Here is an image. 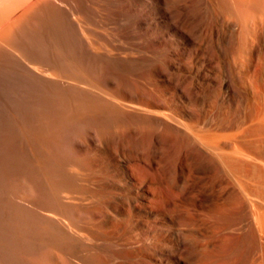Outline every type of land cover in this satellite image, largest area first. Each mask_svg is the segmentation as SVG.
Returning <instances> with one entry per match:
<instances>
[{
	"label": "rangeland",
	"instance_id": "1",
	"mask_svg": "<svg viewBox=\"0 0 264 264\" xmlns=\"http://www.w3.org/2000/svg\"><path fill=\"white\" fill-rule=\"evenodd\" d=\"M224 1L227 2L228 0L227 1L226 0H220V1L219 0H66V1L65 0L64 1L63 0H52L53 4L52 3L51 4L53 7V10H52L51 6H48V8H45L44 10H42L43 12L42 11H40L39 13L36 12V14L32 17L33 20L30 18L31 20L29 19L30 21H27L24 24L25 26L24 25L22 26V29L19 28L20 31L17 29L16 30L17 32L13 33L16 38H17V34L19 33L17 40L12 35L14 38H12L11 41L13 42L16 40V42H13V43L10 42V44L11 43L14 44L13 45L14 47L11 46L10 44L9 45L11 46V48L13 47V49L15 47L18 48V46H19L18 49L15 48V49H17V51L15 50L13 52V50L8 46H7V49H5L8 51V53H7V51L3 52L4 51L3 48L0 49V56L2 55V57H0V60H1L0 66L3 64L0 67V152H2V153L4 152L3 155L6 156V157L2 156L1 155L2 153H0V157H1L0 163L2 164V162H1L2 159H3V163H4V164L0 165V168H1L0 169V177H1L0 180H2V181H0V182H2V183H0V187H1L0 188V195H1V197H3V198L0 197V199H3V200L5 199V201H6V199L9 197L7 199V203H8V201H10L11 199L14 198L15 200H11L12 202L11 201L10 202L13 205L15 204V202H17L16 205L23 207L22 208V210H24L23 214L27 215V218H28V219L25 218V219H27V220H25V223L29 224L28 222H26L29 220V222L32 223L35 227L45 226V225L47 226L49 224L48 221H50V218H47V216L45 218V214H47V213H49V215L52 213H53V215L55 214L56 215L55 217H58L59 222L61 219L65 220V222L63 221V223H65V224H66V222L68 223V221H69V223L66 225H70L71 221L79 222V220L81 221L84 218H85L84 220L86 222H88V223L91 222L90 224L92 225L93 216H91L92 214L89 216V214L92 213V211H96L97 209L103 210V212H104L105 208H104V206L101 205L102 204L101 202H104L103 199L105 200V198L107 199L108 197L109 198H114V197L116 198V195H117L116 191H118V190L113 188L114 185H116L115 182L118 181L117 183H121V184L124 182L120 172L118 171L116 161H118L117 158H119L120 151H127L126 153H129V155L132 157V159L134 161L136 159H142V161L144 160V163H145L144 168L142 167V169H141V166L139 167V165L138 166L135 165L134 171H135L136 176L138 178H142L143 176H144V178H149V176H151V178H149V179L153 182L152 185L156 186L157 189H160L162 186V188L160 190L163 193L167 194V196L172 195V193L175 194L177 192L175 186L171 184L172 179L171 178L168 179L170 176V174L168 172V171H170L169 168L172 167L173 164L174 165L176 164L177 166H179V165H180V167L182 166V168H184V169L190 168L191 170L188 169V171L191 173V175L192 174H193V176L197 175L196 177H200V179H202V180H200L199 178H196V179H199L198 181H196V183H197L196 185L198 188L196 187V185L194 187H192L193 189L191 188V193H193L195 195H199L202 200L205 199L204 201H206V204L211 205L214 202H216V203L219 202V204H221V202H222L223 205L226 203L224 205L225 208H228L229 206H231L232 208L235 207L236 202L231 203V200L233 202V201H235V199L233 200L232 198H234V197L230 194H227V192L230 193V191H228V189L225 188V186H224L225 183H223L222 177H220V176L218 177L217 173H213V171L215 172V170H214L213 166H210L212 164L206 158L204 159V156H202L198 152V151H200L199 148L202 149V147H200V145L198 144L199 143L198 140L196 139L197 142H196V140L194 141L193 137H190V136H192L191 135L192 133L191 134L187 133L188 131H190V129H187V128H189L187 126H188V124L190 125V123H192V124L195 123L196 125H198V124L202 123V121H203V124L205 123L204 124L205 126L203 124H201V125H203L205 128H207L206 126H208L212 122L210 125L211 127L208 126L209 128H212V126H216L217 123H220V121H221V123L223 124L222 126H224V127H222L223 129L221 130L222 131L221 133H223L225 131L223 133V135L225 134V136H224L225 141L223 143H226L225 145L223 144V147H224L223 149L226 148L224 151H230L229 149H232L233 148L232 146H236L237 150H239V151H256L259 153L260 158L264 159V129L262 128L261 123H258L259 119H257L259 116L262 117L264 114L263 113L264 112V95H263L264 94L263 93L264 92V90H263L264 89V86H263L264 85V70H263L264 69L263 68V66H264V25H263L264 17H262L264 15L263 14V12H264V0H253V1L252 0H249V1H247V0H236V1L235 0H233V1L229 0L230 2H227L226 4ZM234 1H235V3H234ZM262 1H263V3H262ZM27 2H28V0H21V4H23V5H26ZM239 2H241V4ZM254 2H255V4H254ZM232 3H233V5H232ZM256 4H257V6H256ZM261 4H262V6H261ZM248 5H253V6L248 7ZM243 6H244V9L242 8ZM238 7H240V8H238ZM250 8L251 9L255 8V9H252V10H254L255 13L253 11H250L249 12L250 15H249L248 11L251 10ZM55 9H57V10H55ZM246 10H248V11H246ZM255 10H259L257 12V14H256ZM244 11H245V13H243ZM260 11L262 12L263 15L261 14ZM252 12H253V14H252ZM49 13H51V14H49ZM52 13H54V14H52ZM62 13L64 14V16H63L64 18L61 16V15H63ZM246 13H247V15H246ZM66 14L68 15V17ZM44 16H46V17L44 18ZM248 16L250 17V19H248ZM36 17L39 19H37ZM55 17H56V20H55ZM69 17L72 19L73 22L71 21V19ZM259 17L263 18V20L261 18L259 19ZM51 18H52V20H51ZM244 18H245V20H248V23H247V21L245 22V23H247V26L244 23V21H245V20H243ZM251 18L253 20H251ZM254 18H256V19H254ZM68 19H70V21L72 23H70V21H68ZM40 20L42 23L39 22ZM64 20H66V21H64ZM34 21L35 22L37 21L36 25H34L35 24ZM52 21L54 22V24ZM261 21H263V22L261 23ZM57 22H59V24ZM65 22L70 23L71 25L70 24L68 25ZM74 22L78 26H76ZM27 23H28V26H27ZM62 23H65V24H62ZM37 24H38V26H37ZM72 24H74V25H72ZM39 25L43 28V30ZM59 25L62 27H60ZM65 25H66V27H65ZM231 25H233V26L231 27ZM70 26H71V28H70ZM252 26H253V28H252ZM37 27L39 28V29H37V30H39V33L36 30ZM52 27L54 29L50 30L49 28H52ZM58 27H59V30L57 33L56 31H57ZM23 28H25V29H23ZM34 28H35V30H34ZM62 28H64V31L62 30ZM73 28H74V30L75 29L76 30L74 31ZM246 28H247V31H246ZM48 29L50 30L52 35ZM82 29H84V30H82ZM65 30H66V32H65ZM42 31L45 34L49 32L48 34L50 36L48 34H47L48 37L45 36V34ZM68 31L70 34L68 33ZM70 31H72V33ZM84 31H86V32H84ZM74 32H76V33H74ZM81 32H83L84 34ZM29 33H31V34H29ZM36 33H37V35H36ZM78 34H80V35H78ZM81 34H83V35H81ZM22 35H24V36L22 37ZM30 35H33V36H30ZM53 35H55V37ZM63 35H64V38H63ZM35 36H37V38ZM77 36L80 37V39ZM85 36H88V39L89 38L90 39L87 40V37H85ZM41 37H42V39H44L45 42L42 41ZM52 37H54V38H52ZM56 37H57V39H56ZM19 38H20V40H19ZM29 38H30V41H29ZM47 38L50 40H48ZM58 39L61 41H59ZM55 40L58 42H56ZM20 41H22V42L24 41L23 43H25L24 44L25 46L32 44V46L29 45L31 48H29V46H26L29 51L26 49V47ZM85 41H87V43H86L87 45L85 44ZM30 42H32V43H30ZM36 42H38L39 44ZM55 42H56V44H55ZM16 43H17V45H16ZM33 43H34V45H33ZM41 43L42 44L46 43L45 49L43 46L44 44L41 45ZM60 43H62V44H60ZM75 43L76 44L81 43V44L80 45L77 44L78 45L77 46ZM50 44H51V46L52 45L53 46L52 47L49 46ZM82 44H84V45H82ZM90 44H91V46H90ZM20 45L22 46V48ZM35 45H37L39 48ZM54 46L56 47V49ZM59 46H60V48H59ZM79 46H81V47L79 48ZM23 47H25V48H23ZM46 47H48V48L46 49ZM62 47L65 48L64 53H63L64 49ZM74 47L77 48V51H76V48H74ZM89 47H92V48H89ZM50 48H52V49H50ZM57 48H59V50ZM2 49H3V51H2ZM22 49H24V50H22ZM32 49H36V50L34 51ZM53 49H54V51H53ZM48 50L50 51V53H45V52L43 53V51L49 52ZM67 50H69L70 53ZM74 50H75V52H74ZM58 51L59 52L62 51V53L61 52L58 53ZM1 52H3L4 54L5 53H7V54L4 55V54H1ZM37 52H39L40 54ZM13 53L15 55L18 54L19 56L17 55L18 57H15V55ZM25 53H27L28 55ZM68 53H69V55H68ZM76 53H77V55H76ZM8 54H11V55L9 56ZM29 54H30V56H29ZM62 54L65 56H63ZM12 55H14V56H12ZM32 55H34L36 57V58L34 57V59H38V60L42 59L41 60L42 62L41 61L40 62L45 64V65H49L47 63L50 60H51L50 65H53L58 61L57 64H55V66L58 65L60 72H59V70L58 71L56 70V72H55L56 74H55L54 72L50 71V73H49L50 76H48V72H47V74L46 73L42 74L36 70L33 71V68L30 72L29 71V68H30L29 62H30L31 58H33ZM5 56L8 58L5 59ZM40 56H43L46 58H43V57L40 58ZM73 56H74V58H73ZM10 57H11V59H10ZM12 58L17 59V62L14 61V59H12ZM26 58L28 59L29 62L27 61ZM47 58H49L48 61L46 60ZM9 59L11 60V64H10ZM23 59H25V60H23ZM54 59L55 60L57 59V60L55 61ZM66 59H69V60H66ZM5 60H6V62H4ZM26 61H27V64L25 66L24 64L26 63ZM68 61H71V63ZM75 61L77 62L76 65H75ZM78 61L81 64L80 63L78 64ZM3 62L5 63V65ZM60 62H61V64H59ZM72 62H74V63H72ZM15 63H17V64L15 65ZM18 63H20V64H18ZM64 63H65V65L74 66V67L69 66L71 68L70 71L72 70L71 72H73V73H71V72L68 73L69 70L66 69L67 66L63 65ZM241 63H243L244 65ZM27 65L29 68L27 67ZM61 65H63V67H65V69L62 70L63 67ZM240 65H241L242 69H241ZM59 66H61L62 68H60ZM261 66L263 68L262 69L263 74L261 72L262 70L261 69L259 70V68H261ZM4 68H5V70H4ZM25 69H27V71ZM77 69H78V71H77ZM85 69H86V71L88 70L87 71L88 74L85 72ZM252 69H253V71H252ZM65 70H67L68 72H66ZM75 70L77 71L76 73H75ZM258 70L261 73H259ZM19 71L20 72L22 71V72L20 73ZM255 71H256V73H255ZM29 72L31 74H29ZM91 72L92 73L94 72V73L92 74ZM252 72L254 74H258V73L260 74V75L258 74L259 76L257 75L258 77L256 75L255 76H256L257 80L259 79V81L262 82V84H259L260 82L259 81L257 82V80H256V82L254 81L255 83L253 82V84L257 83L258 84V85L256 84L257 88H258V86L261 87L260 85H262L263 89L260 90V88H259V91H257L258 89L254 88V86L252 84V86H253L252 89L254 91L256 89L257 92H254V91L251 92L252 89L250 90V88H249V87H251L249 85H251L252 82L250 83L248 78H251L250 76L252 75V78L254 79V77H253L254 75ZM18 73H20V74H18ZM27 73H28V76H27ZM89 73H90V75H89ZM111 73H113V74H111ZM249 73H252V74L250 75ZM5 75L7 77H5ZM12 75H13V78H12ZM24 75H25V77H24ZM32 75H36V76H34V78L32 79V77H33ZM79 75H82V76H79ZM83 75L85 78L83 77ZM103 75H104L105 79L103 78ZM44 76L47 78H44ZM72 76H75V77H72ZM76 76H77V78H76ZM16 77H18V79ZM36 77H38V78H36ZM49 77H51V83L49 82V79H50ZM55 77H58V78H55ZM91 77H93L96 80L92 79ZM95 77H99L100 79L95 78ZM15 78H16V80H14ZM69 78H71V79L75 78L74 79L75 81L71 80ZM80 78L82 81H80ZM252 78L250 80L253 81ZM39 79L43 84L39 81ZM46 79H48V81ZM53 79H54L56 84H53ZM83 79H84V82L87 83V81H88V83L87 84L84 83ZM243 79H244V81H243ZM26 80L28 83L26 82ZM29 80L31 83L29 82ZM42 80L43 81L45 80V82H43ZM89 80H91V84H90ZM102 80H104V81H102ZM93 81H95L98 84V86ZM98 81L100 83H98ZM247 81H249V82H247ZM242 82H244V85ZM23 83H24V85H23ZM34 83H35V85H34ZM44 83L47 84L46 87H45ZM41 84L44 86H42ZM58 84H60L61 87ZM85 84L87 86H88V84H90V85L88 87L87 86L85 87L84 86ZM241 84H242V86H241ZM39 86H41V87H39ZM56 86H58L60 89ZM6 87H9V88H6ZM94 87L96 88V90L94 89ZM229 87H231V88H229ZM2 88H4V89H2ZM68 88L70 89V91L68 90ZM232 88L234 89V92L231 91V90H233ZM56 89H58V90H56ZM80 89L82 91L85 90L83 93H85L86 95L83 94ZM88 89H89V91H88ZM228 89H229V91H227ZM240 89H241V91H240ZM55 90L57 93L55 92ZM62 90H64V91H62ZM66 90H67V92H66ZM79 90H80V92H78ZM100 90H101V92H100ZM243 90H245V91L243 92ZM60 91H62V92H60ZM261 91H263V92H261ZM69 92H70V95L67 94ZM76 92L78 93V95H76L77 94ZM97 92H99L98 94L101 97V99L99 96H96ZM58 93H61V94L64 93V94H63V96L59 94L60 97H58L59 96ZM81 93H82V95H80ZM103 93H104V95H103ZM253 93H256V94H254L255 96L252 95ZM257 93L259 95V98H257L258 100L255 98V97H257ZM260 93H263V94L261 95ZM93 94H95V95H93ZM110 94L112 96H115L116 98L115 97H113L114 99L111 98L112 96ZM56 95L58 98L56 97ZM72 96H74V98ZM226 96L228 99L225 98ZM244 96H246V98ZM252 96H254L253 98H254V100H256V102L252 101L253 100ZM90 97H91V99H90ZM93 97L95 99H93ZM96 97L98 98L97 101H96ZM53 98L57 102L54 101ZM80 98H81L82 102L81 101L76 102V101L80 100ZM83 98H85V99H83ZM49 99L51 100L50 102H49ZM69 99H71V100H69ZM92 99L95 100L97 102V104L95 101H92ZM111 99L114 101V103L116 105L112 102ZM84 100H85V102H84ZM102 100L104 101L103 103H102ZM60 101H61V103H60ZM67 101H69V102H67ZM71 101L73 103L76 102L77 104L80 103V105L82 103L83 104L81 106L80 105L78 106L76 103H74V105L76 104L74 106V105H71L72 104ZM66 102L69 104H65ZM89 102H91V103H89ZM94 102H95L96 107H95V105H93ZM106 102H108L109 105L106 104ZM55 103L56 104L58 103L57 105H60V106L62 105L61 108L58 107ZM87 103H89L90 106ZM111 103H113V105H110ZM118 103L120 105V108H119ZM121 103H123V106L121 105ZM131 103H132V105L134 103V105L138 106V107L142 106L141 110H139V114L141 116H145V117L148 116L146 119L147 121L143 120V122H142V120L139 121L140 117L139 118L135 117V115H136L135 111L132 112L133 110H130V108L128 107V104H131ZM141 103H142V105H140ZM64 104H65V106L70 105L71 108L69 106L65 107ZM84 104H85V106H84ZM217 104L219 107L217 106ZM99 105L101 106L102 109H104L103 110L104 113L97 112V110H99L98 108H100ZM83 106H84V108H83ZM74 107H79L81 109L74 108ZM92 107L97 108V109H95L96 111ZM108 107H110V108H108ZM111 107H112V109L116 108V110L118 108L117 111L118 112L120 111L122 114L124 111L127 110L128 112H124L126 115L124 114L125 117L122 118L123 119L122 122H126L125 120L128 121V119H129V121L126 123H122L121 121H118L119 123H122L124 125H122V124L120 125L119 123L117 124V121L116 122L114 121L115 123L112 121V123L110 122L112 127L110 126V124H108V126H107V124H105L106 128L104 125H103L104 126L103 127L101 124H99V126H98V124H96V123H98L97 121H100L99 116H102V118H104L105 114L108 113V111H110ZM123 107H125L126 109ZM143 107H146V108H143ZM57 108H59V109H57ZM73 108L76 110H74ZM85 108H88V109H85ZM90 108H91V110H90ZM218 108H220V109H218ZM84 109H85V111H83ZM102 109H100V111H102ZM142 109L143 110L145 109L146 112H145V110L143 112ZM261 109H262V111H260ZM46 110H48V111H46ZM68 110H70V111H68ZM72 110L74 112H72ZM167 110H168V112H167ZM204 110H205V112H204ZM75 111L76 112L78 111V113H75ZM169 111L172 112L173 114L170 113ZM50 112H52V113H50ZM64 112H66V113L64 114ZM68 112L72 113L71 114L72 116H70V114L67 115ZM86 112L90 115V117H88L89 115L87 116V119L92 118L91 121L88 122L89 125H88V123L81 122L82 124H80V122H79V124H78L79 128L77 127L76 124L75 125L77 128L73 125L66 127L65 122L68 121L69 118H71V121H73L72 119L77 118L78 115H79V117H81L82 113H83L82 116H84V114ZM94 112L96 114H98V116H97L98 119L96 118L94 120V118L96 117V116H94V115H96ZM209 112L212 113L213 115L212 114L209 115L210 114ZM99 113H101V114H99ZM260 113H262V114L260 115ZM60 114H62V115L64 114V117L62 115L60 116ZM128 114H129V116H128ZM144 114H146L147 116ZM159 114H160V116H159ZM248 114L250 116L252 115V118H249L250 116ZM75 115H77V116H75ZM132 115L135 118L132 117ZM153 115H154V117H152V119H151L150 117ZM255 115H256V117H255ZM57 116H59L60 118H63V119H59V117H57ZM73 116H74V118H73ZM121 116H123V115H120L119 117L121 118ZM126 116H128V117L131 116L130 117L131 119L126 117ZM155 116L157 117V119ZM167 116L168 117L170 116V118H167ZM214 116H216V117H214ZM217 116H219V118ZM65 117H67L68 119ZM205 117H207V118H205ZM124 118H126V119H124ZM176 118H177V120H176ZM221 118H223V119L220 120ZM253 118H256V121ZM43 119H45V120H43ZM52 119H55L54 120L55 122H53ZM90 119H88V120H90ZM132 119H133V121H132ZM158 119H160V120H158ZM164 119L167 121V123L165 122ZM178 119H179V121H178ZM103 120L102 121L104 123H107L105 118ZM150 120L153 123H151ZM154 120H156V122ZM172 120H176V122L180 123L179 126H181V125L182 126L179 127V126L175 125L174 123L171 122ZM75 121L76 120H74V122ZM131 121L134 123H132ZM138 121L141 123V125ZM189 121H192V122H189ZM41 122H43V123H41ZM103 122H101V123H103ZM159 122H161V123H159ZM142 123L143 124L145 123V124L143 125ZM156 123H157V125L154 126ZM257 123L260 124L261 126L259 127V125ZM60 124H62V125H60ZM86 124H87V126H86ZM90 124H92L93 127ZM147 124H148V127H147ZM150 124H152V125H150ZM158 124H161V125L158 126ZM206 124H208V125H206ZM113 125H114V127H113ZM185 125H186V128L184 129ZM201 125H199V126H201ZM234 125H236V127ZM255 125L257 126V129H256ZM63 126H64V128H62ZM80 126L81 127L83 126V127L81 128ZM170 126H174V127H170ZM47 127H48V129H47ZM50 127H52V128H50ZM69 127L71 128V130ZM97 127L100 129H98ZM107 127H108V130H107ZM109 127L113 128V129H109ZM168 127H170V128L167 129ZM181 128H182V130H181ZM51 129H52V131H50ZM53 129L54 130L56 129L55 132L53 131ZM67 129L69 131H66ZM74 129L75 130L78 129V130L75 131ZM97 129L99 130V132H97V131L95 132V130H97ZM102 129H104V130H102ZM172 129H174L176 131H174ZM226 129H229V130H226ZM39 130H40V132H39ZM178 130H179L180 134H179V132H177ZM62 131L64 132L63 135H62V133H63ZM183 132L186 133L187 136H185L186 134H184ZM190 132H192V131H190ZM48 133L51 135L49 136ZM58 135H60V136H58ZM61 135H62V137H61ZM188 136H189V138H188ZM45 138H47V140ZM48 138H50V139L48 140ZM51 138H52V140H51ZM56 139L58 140V142ZM190 139L193 140L194 142H191ZM43 140H45V141H43ZM60 140L62 142L59 144ZM54 141H55V144L52 143ZM28 142H29V144H28ZM33 142H34V145H33ZM119 142H121L122 145H120ZM49 143L51 146L53 144V146L51 147L50 145H48ZM62 143L66 144V145L62 146L63 145ZM76 143H79V147H78V145H76ZM21 144L23 145V147ZM56 144H58V145H56ZM40 145H42V146L44 145V147H42V146L40 147ZM193 145H197V146L193 147ZM228 145L230 146V148ZM54 146L57 148V151L58 150L66 151L68 149L67 151H69V154H70L69 159L70 160L73 159V161L76 159L75 160L76 162L75 161L73 162L74 166H75V164H78L80 159L77 160V158L78 157L81 158L82 154H83V156H84V154L86 155L85 158L86 157L89 158V163H90L89 166L90 167H88L87 169H83V172H82V169L79 167L80 165H76V167H74L70 164V166L67 169L66 168L63 169L66 171L64 172L62 170L63 173H61V175H63V176L69 175L70 180H72L73 179L72 176H74L76 185H79V183H80V186H78V191L80 190V192L77 193L79 195H77L75 192V190L77 188L74 190L75 194L74 193L71 194V200L72 199L74 200L76 198L75 199L76 202H74V203L77 204V201L79 203V205L77 204L78 207H76L77 210L75 212H74L75 205H74V203H72L73 206H71V208L74 207V208H72L74 210L72 212V209H71V212H72L71 214H69V213L67 214L66 212H64V209L61 207L62 206L61 203L57 202L58 201L57 196L60 194L62 195L64 193H58L57 192V195H56L54 193L55 190L49 189V192L51 191V195L48 194V195H50V196H48V195H43V192H42L45 189H47L46 188L47 184L44 181L46 180V182L49 183L48 175L50 173V171H49L50 168L46 167V165L49 164V162H48L49 158L46 160V157L47 156L51 157V155L53 154L54 149H55ZM49 147H51V148H49ZM45 150L48 154L45 152ZM8 151H11V152L13 151V152L10 153ZM15 151H18L19 154L16 153ZM20 151L24 152V153H21ZM29 151H30V153H29ZM31 151H34V153L32 152L33 153L32 154ZM55 151H56V149H55ZM79 151H82L81 156H80ZM83 151L84 152L86 151V153H84ZM112 151H115V152L113 153ZM165 151H167V152H165ZM171 151L173 152V154L175 153L173 155L174 158H172L173 156H172ZM201 151H203V150H201ZM155 152H157L158 154ZM41 153H43V154H41ZM10 154H11V156H10ZM69 154L67 156H69ZM73 154H75V155H73ZM40 155H42L44 157H42ZM89 155L91 156V158ZM168 155H169V157H168ZM75 156H76V158H75ZM201 156H202V158H201ZM7 157H10V158H7ZM12 157H14L13 159L15 161L13 159L11 160ZM32 157H34L33 158L34 160L32 159ZM166 157H167V159H165ZM17 158H18V160H17ZM39 158L41 159V161ZM5 159L6 160L9 159L12 162H10L9 160L4 161ZM29 159H31V160H29ZM155 159H156L157 163L154 161ZM35 160L37 162H39L38 163L39 165L37 164V162H34ZM70 160H69V163H71ZM173 160H175V161H173ZM206 160L208 163H206ZM19 161H21V162H19ZM24 161H26V162H24ZM31 161H32L33 165L31 164ZM45 161H47L48 164H46L47 162H45ZM171 161H173V164H170ZM22 162H24V164ZM14 164H16L17 166L16 165L13 166ZM28 164H31V165L27 166ZM165 164H167V165L165 166ZM19 165H21V166L19 167ZM37 165H38V168H37ZM168 165H171V166H168ZM208 165H209V167H208ZM23 166H25V167L23 168ZM13 167H15L16 170ZM18 167H19V169H17ZM45 167H46V171L44 170ZM72 167L76 168V170L75 169L73 170ZM77 167H79V168H77ZM5 168L6 169L8 168V171H5L6 170ZM20 168L22 170L24 169L25 173L23 171L21 172ZM69 168L70 169L72 168L71 172L75 171V173H71L70 171H68V170H70ZM35 169H36V171H35ZM89 169L90 170L92 169V170L90 171ZM144 169H146V170L144 171ZM167 169H168V171H167L168 173H166ZM187 169H185V171H187ZM84 170L86 172H84ZM3 171H5V173ZM30 171L31 172L33 171L34 174L33 173L29 174L28 172H30ZM38 171H40L41 173H39ZM98 171L100 174L98 173ZM155 171H156V174H158V175H156L155 173H154L155 175L152 174ZM1 172H3L4 175ZM45 172H47L48 175ZM105 172H107V173H105ZM23 173L25 175H23ZM58 174L55 173L57 178H53L54 181H56V180L58 181V180H60V178H62V177H60L59 172H58ZM137 174L138 175L142 174V175L138 176ZM208 174H210V177ZM213 174H214V177H212ZM27 175H29V176H27ZM43 175H45V176H43ZM81 175H82V177L84 176L82 179L80 178ZM103 175H104V177H102ZM4 176H6V178ZM10 176H12V179L10 178ZM46 176H47V178H46ZM85 176L86 177L88 176V177L85 178ZM204 176H205V178H204ZM2 177H4L5 179ZM8 177L11 180L8 179ZM25 177H28V178H25ZM31 177L32 178L34 177L37 181H35L33 178V180L35 181V182H33ZM38 177H40L41 179ZM53 177H54V175H53ZM96 178H97L98 183L95 182ZM6 179L10 180V181H7ZM30 179H31V181H30ZM74 179H73V181H74ZM78 179L79 180L81 179L80 180L81 182ZM103 179H105L104 180L105 182L103 181ZM3 180L5 182H3ZM24 180H26V181L24 182ZM89 180H90V182H89ZM155 180L156 181L158 180V181L156 182ZM76 181H78V182H76ZM99 181H101V182H99ZM36 182H38V183H36ZM85 182H87V183H85ZM167 182H170V183H167ZM25 183H27V184H25ZM28 183H29V185H31V187L28 186ZM31 183L34 185H32ZM41 183H42V185H40ZM95 183H97V184L95 185ZM156 183H158V185H160V186H158ZM5 184H6V187H8V189L5 187ZM44 184H46V185H44ZM97 185H100V186H97ZM105 185L107 186V188ZM35 186L36 187L37 186L38 187L43 186L42 188L44 190L41 188L39 189L38 187H37V189H39L40 191L34 190ZM86 186L88 187L89 190L92 189V191L87 190ZM164 186L165 187L167 186L169 188H167V187L165 188ZM9 187H13L15 192L13 191L12 188L10 189ZM32 187L34 188L33 190H32ZM80 187H82V188H80ZM84 187H86V188H84ZM96 187H97V189H96ZM194 188H196V189H194ZM170 189H171V191H170ZM11 190H12V194H11ZM99 190H100V192H99ZM45 191H48V189ZM85 191H87V192H85ZM109 191H111V192H109ZM39 192H41L42 195ZM92 192L94 195L92 194ZM169 192H171V193H169ZM23 193H25V194H23ZM36 193H38L39 195ZM87 193H89V195ZM202 193H204V194H202ZM6 194L8 195V197L6 196ZM53 194H54V196L56 195L57 200L55 199V197L52 198ZM98 194L102 195V196H99ZM132 194L133 193H131V195ZM193 194H191V196ZM16 195L17 196L19 195L18 196L19 198ZM32 195L35 198H32L33 197ZM81 195H82L83 199L79 198V197H81ZM113 195H114V197H113ZM41 196H43V197L41 198ZM46 196H48V197H46ZM63 196H62V198L64 199L65 196L64 197ZM74 196H75V198H74ZM38 197L41 199V201H40V199H38ZM49 197H50V199H53L54 201L50 200ZM58 197H59V199L61 198L60 196H58ZM84 197H87V198L85 199ZM25 198H26V200H25ZM36 198H37V200H36ZM45 198H46V200H45ZM93 198H96V199L93 200ZM222 198H223V201H222ZM225 198H226L227 202H225L226 201V200H224ZM28 199H30V200H28ZM127 199H128V197L125 200L127 201ZM19 200H21V202ZM23 200H25V201H23ZM73 200H72V202H73ZM31 201L32 202L36 201V202L35 203L33 202L34 203L33 204ZM39 201L42 202V204ZM82 201H83V203H82ZM44 202H45V204H44ZM91 202H93V203H91ZM128 202H129V199H128ZM229 202H230V204H229ZM46 203H48V204H46ZM184 203H186V204H184ZM184 203H182V204H184V206L182 205L183 206L182 208L186 207V209H184V212H182L183 210L181 211V209H180V211L177 212V214L175 213L173 215L179 221L181 220L182 222L185 223L187 220L186 221L182 220L183 217L180 215H183V214H181V212L185 213V211H186L189 215H191V213L193 215V211H192V207L189 206L191 203L190 199H189V201L184 202ZM53 204H54L55 208H54V206L52 207ZM89 204H92V205L89 206ZM93 204H95V205H93ZM98 204H100V206ZM24 205H25V208H24ZM41 205H43V206H41ZM8 206L10 208V205H8ZM8 206L7 205L3 206L4 209L2 211L0 210L1 211L0 212V226H1L0 227V234L3 232V231L1 232V230H4L6 232V230L8 229L7 231H10V232L13 231V232L9 233L11 236H13L12 234L15 232V230L13 229L14 228L13 226H15V225H11V223L13 224L14 220L11 222L13 217H12V219H8V218H11L13 210H12V208L10 210H8ZM29 206H30V208H29ZM47 206H50L49 207L50 210ZM86 206L89 207V210H87L88 207H86ZM92 206H94V207H92ZM98 206H99V208H98ZM41 207H43L44 209H40ZM90 207L94 210L91 209V211H90ZM102 207H103V209H102ZM125 207L128 208V205L126 204ZM31 208H32V210H30ZM46 208H48V209H46ZM81 208H82V210H81ZM59 209H61V210H59ZM37 210H38V212H37ZM48 210H49V212H48ZM57 210L59 213H57ZM55 211H56V213H55ZM9 212L11 213V215L8 214ZM36 212H37V214H36ZM63 212L67 215V217H65L66 215ZM5 213H7V214H5ZM33 213L35 215H33ZM82 213H84V215L86 217L87 216L88 217L87 218L84 217L83 219H81L84 216V215L81 216ZM41 214H42V216L43 215L44 216L42 217ZM79 214H81V215H79ZM86 214H88V215H86ZM6 215H9L10 217L9 216L7 217ZM53 215H50V216H53ZM68 215H69V217H68ZM30 216H32V217L30 218ZM32 218H34V219H32ZM39 218L41 219V222L43 223V225H41L42 223L40 224ZM52 219L50 221L51 226L54 225L53 224L54 219L53 220ZM69 219H71V221ZM42 220L47 222V223L43 222ZM62 220H61V222H62ZM33 221L37 224L35 225V223ZM54 222L56 224L58 221L57 222L54 221ZM187 222L189 223V221H187ZM3 225L7 226V227H5L6 229L3 228ZM10 225L12 226V228ZM56 226H57V224H56ZM183 226L184 225H182V227ZM187 226H189V227H187ZM26 227L24 225V228H26ZM190 227H191V225L187 224L183 228L184 232L187 234H189V232L192 233ZM53 228H55V225ZM56 228H58V226ZM187 229H188V231H187ZM5 232L2 233L1 235L4 236L7 234V236H8V233L7 232L5 233ZM11 236H9L8 239L6 238L5 242L7 243L8 248L10 246L9 249L12 251H10V250L7 251L8 248L6 246H3V244H4L3 242L5 240L4 237L0 239V241L3 239V242L1 241L3 244H0V248L2 246V248L5 249L6 253L11 252V253H7L6 255H3V254L0 255V256H2V258H0V260H1L0 264H18V263L19 264H26L25 262H27V264L29 262H30L29 264H34L35 263L34 259L35 260L37 259L36 264H42V262L44 261L43 257L49 251V250L46 252L43 251L46 249L45 245L41 246L42 244L39 245L37 243H34L33 247H32L33 249L31 250V252L34 249L36 250V252L34 251L31 254V252L29 251L30 253H27V252L24 253L23 252L24 253L23 254L21 252V254H19L20 252H15L14 249L11 248L12 246L14 247V245L10 244V243L14 244L13 240L11 242V238H10ZM7 240H8V242H7ZM9 240H10V242H9ZM6 243H5V245H6ZM8 244H10V245H8ZM36 244L38 246L37 248L35 247ZM43 247L45 249H43ZM38 248H40V249L38 250ZM41 248L43 250H41ZM2 253H5V252H2ZM35 253H37L38 258H36L37 256H35L36 255ZM43 253H45V255ZM53 253H54L53 256L55 254H57L56 257L54 256L55 260L58 259L59 257L63 256V255L59 256L60 253H57V252H53ZM29 255H31L33 258L34 257L35 258L33 259L30 256L29 258L30 259L32 258V259L29 260V258L26 257ZM22 256H24V257H22ZM8 257H10V259ZM20 257H22V258H20ZM63 258H64V256L62 258H59V259H63ZM4 259H5V261H4ZM15 259H16V262H15ZM22 259H25V260H22ZM59 259L56 261L61 264L63 261L60 262ZM10 260L12 261V263L10 262ZM27 260H29V262ZM32 260H33V262L31 263ZM38 261H40V262H38Z\"/></svg>",
	"mask_w": 264,
	"mask_h": 264
},
{
	"label": "bare ground",
	"instance_id": "2",
	"mask_svg": "<svg viewBox=\"0 0 264 264\" xmlns=\"http://www.w3.org/2000/svg\"><path fill=\"white\" fill-rule=\"evenodd\" d=\"M64 1V0H63ZM66 1V0H65ZM220 1V0H219ZM227 1V0H226ZM233 1V0H232ZM236 1V0H235ZM235 1H234V3H235ZM247 1H249V0H247ZM246 1V2H247ZM253 1V0H252ZM218 2V1H217ZM225 2V1H224ZM227 2H230L229 0L227 1ZM227 2H225V4L227 3ZM52 0H28V2H27V4L26 5H23V4H21V0H0V49L1 48H3L4 49V51H3V49H2V51L3 52H6L7 50H5V49H7V46L8 47H10L11 48V46H13L14 44H12L13 42H16V40L18 39V34H17V38L14 36V34L13 33H16L17 31V29L19 30V28H21L22 29V26L27 22V21H30L31 19L33 20V16L36 14V12H40V11H42V10H44L45 8H48V6H51L52 7ZM60 3V2H59ZM63 3V2H62ZM240 4H241V2H239ZM252 3V2H251ZM257 3V2H256ZM262 3H263V1H262ZM61 4V3H60ZM254 4H255V2H254ZM232 5H233V3H232ZM245 5V4H244ZM54 6V5H53ZM241 6V5H240ZM249 6H253V5H248V7ZM256 6H257V4H256ZM261 6H262V4H261ZM50 7V8H51ZM57 7V6H56ZM55 7V8H56ZM237 8V7H236ZM238 8H240V7H238ZM243 9H244V6L242 7ZM256 8V7H255ZM255 8H252V9H255ZM262 8V7H261ZM251 9V8H250ZM246 10V11H248V14H249V12L250 11H253L254 12V10ZM258 9V8H257ZM50 10V9H49ZM52 10H53V7H52ZM55 10H57V9H55ZM242 10V9H241ZM260 10V9H259ZM259 10H255L256 11V14H257V12L259 11ZM263 10V9H262ZM243 11V10H242ZM43 12V11H42ZM69 12V11H68ZM253 12H252V14H253ZM261 12V11H260ZM37 13V14H38ZM48 13V12H47ZM55 13V12H54ZM54 13H52V14H54ZM65 13V12H64ZM243 13H245V11L243 12ZM255 13V12H254ZM43 14V13H42ZM49 14H51V13H49ZM63 14V13H62ZM259 14V13H258ZM261 14H262V12H261ZM263 14H264V12H263ZM262 14V15H263ZM40 15V14H39ZM38 15V16H39ZM57 15V14H56ZM67 15V14H66ZM245 15V14H244ZM246 15H247V13H246ZM245 15V16H246ZM250 15V14H249ZM37 16V17H38ZM53 16V15H52ZM62 17L64 16V14L63 15H61ZM60 16V17H61ZM244 16V17H245ZM253 16V15H252ZM258 16V15H257ZM260 16V15H259ZM36 17V18H37ZM46 16H44V18H45ZM67 17H68V15H67ZM254 17V16H253ZM262 17H264V15L262 16ZM31 18V19H30ZM35 18V17H34ZM64 18V17H63ZM66 18V17H65ZM70 18V17H69ZM261 17H259V19H260ZM30 19V20H29ZM37 19H39V18H37ZM48 19V18H47ZM58 19V18H57ZM62 19V18H61ZM71 19V18H70ZM70 19H68V21H70ZM248 19H250V17L248 16ZM254 19H256V18H254ZM262 20H263V18H261ZM44 20V19H43ZM51 20H52V18H51ZM55 20H56V17H55ZM54 20V21H55ZM243 20H245V18L243 19ZM251 20H253L252 18H251ZM38 21V20H37ZM36 21V22H37ZM64 21H66V20H64ZM71 21H72V19H71ZM70 21V23H72ZM247 21V23H248V20H245L244 21V23ZM35 22V21H34ZM36 22H35V24L34 25H36ZM39 22H41V20L39 21ZM53 22V21H52ZM63 22V21H62ZM76 22V21H75ZM74 22V23H75ZM260 22V21H259ZM263 21H261V23H262ZM29 23V22H28ZM28 23H27V26H28ZM33 23V22H32ZM42 23V22H41ZM48 23V22H47ZM58 24H59V22H57ZM61 23V22H60ZM66 23V22H65ZM65 23H62V24H65ZM70 23H66V24H70ZM247 23H245L246 24V26H247ZM253 23V22H252ZM49 24V23H48ZM47 24V25H48ZM53 24H54V22H53ZM56 24V23H55ZM61 24V25H62ZM236 24V23H235ZM234 24V25H235ZM32 25V24H31ZM51 25V24H50ZM49 25V26H50ZM57 25V24H56ZM71 25V24H70ZM72 25H74V24H72ZM75 25H76V23H75ZM253 25V24H252ZM263 25H264V23H263ZM25 26V25H24ZM37 26H38V24H37ZM40 26V25H39ZM60 26V25H59ZM63 26V25H62ZM62 26H60V27H62ZM76 26H78V25H76ZM233 25H231V27H232ZM41 27V26H40ZM54 27V26H53ZM49 28L50 30L51 29H54V28ZM65 27H66V25H65ZM69 27V26H68ZM67 27V28H68ZM80 27V26H79ZM28 28V27H27ZM26 28V29H27ZM33 28V27H32ZM42 28V27H41ZM40 28V29H41ZM70 28H71V26H70ZM75 28V27H74ZM74 28H73V30H74ZM77 28V27H76ZM252 28H253V26H252ZM23 29H25V28H23ZM37 29H39L38 27L36 28V30ZM47 29V28H46ZM45 29V30H46ZM48 29V30H49ZM56 29V28H55ZM32 30V29H31ZM34 30H35V28H34ZM42 30H43V28H42ZM44 30V31H45ZM47 30V31H48ZM50 30H49V32H50ZM58 30H59V27H58V29H57V33H58ZM61 30V29H60ZM62 30L64 31V28H62ZM61 30V31H62ZM68 30V29H67ZM70 30V29H69ZM76 30V29H75ZM74 30V31H75ZM81 30V29H80ZM79 30V31H80ZM82 30H84V29H82ZM20 31V30H19ZM18 31V32H19ZM38 31V33H39V30H37ZM78 31V30H77ZM246 31H247V28H246ZM30 32V31H29ZM34 32V31H33ZM32 32V33H33ZM43 32V31H42ZM48 32V33H49ZM65 32H66V30H65ZM71 33H72V31H70ZM84 32H86V31H84ZM44 33V32H43ZM48 33H44L45 34V36H47V34ZM51 33V32H50ZM63 33V32H62ZM68 33H69V31H68ZM67 33V34H68ZM74 33H76V32H74ZM78 33V32H77ZM81 33H83V32H81ZM249 33V32H248ZM29 34H31V33H29ZM70 34V33H69ZM84 34V33H83ZM83 34H81V35H83ZM16 38V40L15 41H11L12 40V38H14L13 36ZM36 35H37V33H36ZM49 35V34H48ZM51 35H52V33H51ZM57 35V34H56ZM73 35V34H72ZM76 35V34H75ZM78 35H80V34H78ZM249 35V34H248ZM12 36V37H11ZM20 36V35H19ZM24 35H22V37H23ZM30 36H33V35H30ZM50 36V35H49ZM54 37H55V35H53ZM74 36V35H73ZM29 37V36H28ZM36 38H37V36H35ZM48 37V36H47ZM54 37H52V38H54ZM78 37V36H77ZM76 37V38H77ZM85 37H87V40H89L88 39V36H85ZM250 37V36H249ZM27 38V37H26ZM39 38V37H38ZM51 38V39H52ZM63 38H64V35H63ZM62 38V39H63ZM74 38V37H73ZM79 39H80V37H78ZM23 39V38H22ZM32 39V38H31ZM35 39V38H34ZM41 39H42V37H41ZM48 39V38H47ZM56 39H57V37H56ZM78 39V40H79ZM19 40H20V38H19ZM18 40V41H19ZM27 40V39H26ZM36 40V39H35ZM38 40V39H37ZM48 40H50V39H48ZM59 40V39H58ZM84 40V39H83ZM86 40V39H85ZM17 41V42H18ZM28 41V40H27ZM29 41H30V38H29ZM32 41V40H31ZM42 41H44V39H42ZM47 41V40H46ZM56 41V40H55ZM59 41H61V40H59ZM10 42H12L11 44H10ZM20 42H22V41H20ZM24 42V41H23ZM22 42V44L24 45L25 43H23ZM26 42V41H25ZM33 42V41H32ZM32 42H30V43H32ZM40 42V41H39ZM45 42V41H44ZM50 42V41H49ZM56 42H58V41H56ZM56 42H55V44H56ZM63 42V41H62ZM72 42V41H71ZM75 42V41H74ZM78 42V41H77ZM90 42V41H89ZM35 43V42H34ZM34 43H33V45H34ZM36 43H38V42H36ZM48 43V42H47ZM54 43V42H53ZM87 43V41H85V44ZM11 46H10V45ZM39 44V43H38ZM44 44V43H43ZM42 43H41V45H43ZM46 44V43H45ZM45 44L43 45L44 46V49H45ZM49 44V43H48ZM52 44V43H51ZM51 44L49 45V46H51ZM59 44V43H58ZM60 44H62V43H60ZM65 44V43H64ZM63 44V45H64ZM76 44V43H75ZM78 45H80L79 43H77ZM76 44V45H77ZM89 44V43H88ZM92 44V43H91ZM91 44H90V46H91ZM16 45H17V43H16ZM29 45H31L32 46V44H29ZM29 45H26V46H29ZM66 45V44H65ZM77 45V46H78ZM82 45H84V44H82ZM87 45V44H86ZM21 46V45H20ZM25 46V45H24ZM25 46V47H26ZM35 46H37V45H35ZM42 46V47H43ZM47 46V45H46ZM53 46V45H52ZM51 46V47H52ZM58 46V45H57ZM62 46V45H61ZM74 46V45H73ZM89 46V45H88ZM6 47V48H5ZM14 47V46H13ZM13 47L11 48L12 50H13V52L16 50L17 51V49L19 48V46H18V48L17 47H15V48H17V49H13ZM25 47H23V48H25ZM34 47V46H33ZM38 47V46H37ZM36 47V48H37ZM41 47V48H42ZM55 47V46H54ZM64 47V46H63ZM62 47V48H63ZM66 47V46H65ZM81 46H79V48H80ZM94 47V46H93ZM21 48H22V46H21ZM29 48H31L30 46H29ZM35 48V47H34ZM39 48V47H38ZM37 48V49H38ZM48 47H46V49H47ZM59 48H60V46H59ZM59 48H57L58 50H59ZM72 48V47H71ZM74 48H76V47H74ZM89 48H92V47H89ZM88 48V49H89ZM10 49V50H11ZM26 49H27V47H26ZM50 49H52V48H50ZM55 49H56V47H55ZM64 49V51H63V53L65 52V48H63ZM62 49V50H63ZM67 49V48H66ZM9 50V49H8ZM22 50H24V49H22ZM28 50V49H27ZM31 50V49H30ZM32 50H36V49H32ZM71 50V49H70ZM82 50V49H81ZM92 50V49H91ZM29 51V50H28ZM40 51V50H39ZM42 51V50H41ZM47 51V50H46ZM46 51H43V53L45 52V53H50V51L49 52H46ZM53 51H54V49H53ZM52 51V52H53ZM68 52H69V50H67ZM66 51V52H67ZM73 51V50H72ZM76 51H77V48H76ZM83 51V50H82ZM3 52H1V54H4ZM11 52V51H10ZM21 52V51H20ZM61 53H62V51H60ZM59 51H58V53H60ZM74 52H75V50H74ZM85 52V51H84ZM7 53H8V51H7ZM7 53H5L4 55H6ZM12 53V52H11ZM37 53H39V52H37ZM36 53V54H37ZM70 53V52H69ZM69 53H68V55H69ZM83 53V52H82ZM14 54V53H13ZM25 54H27V53H25ZM24 54V55H25ZM31 54V53H30ZM30 54H29V56H30ZM34 54V53H33ZM40 54V53H39ZM54 54V53H53ZM67 54V53H66ZM9 56L11 55V54H8ZM15 55V54H14ZM14 55H12V56H14ZM18 55V54H17ZM17 55H15V57H18ZM28 55V54H27ZM35 55V54H34ZM34 55H32V57L33 58H31V60H30V62L28 61V59H27V61L30 63L29 64V66H30V68L28 67V65H27V67L29 68V71L31 72V70H32V68H33V71H38L39 73H46L47 74V72H48V76H50L49 75V73H50V71H52V72H56V70L58 71L59 70V68H58V65L57 66H55V64H57V62L55 63V64H53V65H50V62H51V60L47 63V64H49V65H45V64H43V63H41L42 61V59L41 60H38V59H34ZM45 55V54H44ZM43 55V56H44ZM56 55V54H55ZM59 55V54H58ZM63 55V54H62ZM67 55V56H68ZM72 55V54H71ZM76 55H77V53H76ZM82 55V54H81ZM85 55V54H84ZM37 56V55H36ZM43 56H40V58L41 57H43ZM46 56V55H45ZM63 56H65V55H63ZM62 56V57H63ZM79 56V55H78ZM77 56V57H78ZM0 57H2V55L0 56ZM22 57V56H21ZM52 57V56H51ZM6 58H8V57H6L5 56V59ZM36 58V57H35ZM39 58V57H38ZM43 58H46V57H43ZM50 58V57H49ZM49 58H47L46 60L48 61V59ZM53 58V57H52ZM60 58V57H59ZM73 58H74V56H73ZM72 58V59H73ZM81 58V57H80ZM246 58V57H245ZM10 59H11V57H10ZM9 59V60H10ZM12 59H14V58H12ZM22 59V58H21ZM62 59V58H61ZM65 59V58H64ZM71 59V60H72ZM79 59V58H78ZM77 59V60H78ZM8 60V61H9ZM19 60V59H18ZM23 60H25V59H23ZM55 60V59H54ZM57 60V59H56ZM55 60V61H56ZM66 60H69V59H66ZM75 60V59H74ZM243 60V59H242ZM1 61V60H0ZM7 61V62H8ZM14 61H16L17 62V59H14ZM27 61H26V63L24 64L25 66H26V64H27ZM41 61V62H40ZM241 61V60H240ZM4 62H6V60L4 61ZM3 62V63H4ZM19 62V61H18ZM54 62V61H53ZM64 62V61H63ZM68 62H70L71 63V61H68ZM247 62V61H246ZM250 62V61H249ZM9 63V62H8ZM45 63V62H44ZM66 63V62H65ZM65 63L63 64L64 66H67L66 67V69L67 70H69V72L67 71V70H65L66 72H68V73H70L71 71H70V67H74V66H72V65H65ZM72 63H74V62H72ZM76 61H75V65H76ZM80 62L78 61V64H79ZM239 63V62H238ZM237 63V64H238ZM10 64H11V60H10ZM17 63H15V65H16ZM18 64H20V63H18ZM59 64H61V62L59 63ZM67 64V63H66ZM81 64V63H80ZM240 64V63H239ZM241 64H243V63H241ZM248 64V63H247ZM3 65V64H2ZM1 65V66H2ZM4 65H5V63H4ZM9 65V64H8ZM7 65V66H8ZM14 65V64H13ZM22 65V64H21ZM20 65V66H21ZM23 65V66H24ZM63 65H61L62 67H63ZM74 65V64H73ZM244 65V64H243ZM260 65V64H259ZM0 66V67H1ZM11 66V65H10ZM9 66V67H10ZM24 66V67H25ZM52 66V67H51ZM61 66H59L60 68H62ZM70 66V67H69ZM246 66V65H245ZM14 67V66H13ZM19 67V66H18ZM23 67V68H24ZM79 67V66H78ZM240 67H241V65H240ZM15 68V67H14ZM17 68V67H16ZM80 68V67H79ZM247 68V67H246ZM263 68H264V66H263ZM262 68V66H261V68H259V70L261 69H263ZM3 69V68H2ZM63 69H65V67H63L62 68V70ZM82 69V68H81ZM84 69V68H83ZM241 69H242V67H241ZM244 69V68H243ZM4 70H5V68H4ZM17 70V69H16ZM26 71H27V69H25ZM24 70V71H25ZM74 70V69H73ZM247 70V69H246ZM257 70V69H256ZM258 70V71H259ZM264 70V69H263ZM263 70L261 71L262 72V74H263ZM7 71V70H6ZM11 71V70H10ZM9 71V72H10ZM18 71V70H17ZM23 71V70H22ZM21 71V72H22ZM77 71H78V69H77ZM76 70H75V73L77 72ZM88 71V70H87ZM86 71V69H85V72L88 74V72ZM248 71V70H247ZM252 71H253V69H252ZM5 72V71H4ZM8 72V73H9ZM12 72V71H11ZM14 72V71H13ZM20 72V71H19ZM20 72V73H21ZM29 72V74H31ZM37 72V73H38ZM59 72H60V70H59ZM246 72V71H245ZM250 72V71H249ZM260 71H259V73H261ZM6 73V72H5ZM7 73V74H8ZM20 73H18V74H20ZM65 73V72H64ZM71 73H73V72H71ZM92 73V72H91ZM94 73V72H93ZM92 73V74H93ZM253 73V72H252ZM252 73H249L250 75L252 74ZM255 73H256V71H255ZM258 73V74H259ZM2 74V73H1ZM6 74V75H7ZM12 74V73H11ZM15 74V73H14ZM25 74V73H24ZM41 74V75H42ZM52 74V73H51ZM56 74V73H55ZM60 74V73H59ZM58 74V75H59ZM79 74V73H78ZM84 74V73H83ZM111 74H113V73H111ZM258 74H254L253 73V77H254V79L252 78V75L250 76L252 79H253V81L252 80H250L251 78H248L249 79V81H250V83H251V85H249V86H251V87H249L250 88V90L252 89V87L254 86V88H256V89H258L257 91H259V88H260V90H262L263 88V86L262 85H260L261 87H259L258 86V88H257V85L256 84H253V82L255 81L256 82V80H257V78H256V76L258 75ZM3 75V74H2ZM5 75V77H7ZM23 75V74H22ZM26 75V74H25ZM25 75H24V77H25ZM57 75V76H58ZM64 75V74H63ZM67 75V74H66ZM69 75V74H68ZM75 75V74H74ZM89 75H90V73H89ZM98 75V74H97ZM96 75V76H97ZM244 75V74H243ZM256 75V76H255ZM260 75V74H259ZM258 75V76H259ZM15 76V75H14ZM27 76H28V73H27ZM33 77H32V79L34 78V76H36V75H32ZM43 76V75H42ZM60 76V75H59ZM79 76H82V75H79ZM87 76V75H86ZM93 76V75H92ZM242 76V75H241ZM257 76V77H258ZM21 77V76H20ZM31 77V76H30ZM62 77V76H61ZM60 77V78H61ZM65 77V76H64ZM72 77H75V76H72ZM71 77V78H72ZM83 77H84V75H83ZM82 77V78H83ZM100 77V76H99ZM99 77H95V78H98V79H100ZM244 77V76H243ZM262 77V76H261ZM260 77V78H261ZM12 78H13V75H12ZM17 79H18V77H16ZM16 78L14 79V80H16ZM36 78H38V77H36ZM35 78V79H36ZM44 78H47V77H45L44 76ZM50 79H49V82L51 83V77H49ZM55 78H58V77H55ZM71 78H69V79H71ZM76 78H77V76H76ZM85 78V77H84ZM89 78V77H88ZM92 79H94L93 77H91ZM103 78H104V75H103ZM102 78V79H103ZM228 78V77H227ZM246 78V77H245ZM10 79V78H9ZM20 79V78H19ZM26 79V78H25ZM24 79V80H25ZM31 79V78H30ZM43 79V78H42ZM68 79V80H69ZM75 78H73V79H71V80H74ZM105 79V78H104ZM241 79V78H240ZM22 80V79H21ZM37 80V79H36ZM35 80V81H36ZM47 81H48V79H46ZM57 80V79H56ZM79 80V79H78ZM87 80V79H86ZM94 80H96V79H94ZM229 80V79H228ZM242 80V79H241ZM240 80V81H241ZM247 80V79H246ZM263 80V79H262ZM39 81H40V79H39ZM43 81V80H42ZM64 81V80H63ZM67 81V80H66ZM75 81V80H74ZM77 81V80H76ZM80 81H82L81 80V78H80ZM90 81V84H91V80H89ZM102 81H104V80H102ZM230 81V80H229ZM228 81V82H229ZM243 81H244V79H243ZM249 81H247V82H249ZM259 81V79L257 80V82ZM13 82V81H12ZM26 82H27V80H26ZM29 82H30V80H29ZM38 82V81H37ZM41 82V81H40ZM43 82H45V80L43 81ZM72 82V81H71ZM83 82H84V79H83ZM93 82H95V81H93ZM254 82V83H255ZM260 82V81H259ZM21 83V82H20ZM28 83V82H27ZM31 83V82H30ZM36 83V82H35ZM35 83H34V85H35ZM42 83V82H41ZM48 83V82H47ZM73 83V82H72ZM79 83V82H78ZM84 83H86V82H84ZM87 83H88V81H87ZM86 83V84H87ZM96 83V82H95ZM98 83H100L99 81H98ZM243 83V85H244V82H242ZM13 84V83H12ZM22 84V83H21ZM43 84V83H42ZM41 84V85H42ZM45 84V83H44ZM53 84H56L55 83V81H54V79H53ZM62 84V83H61ZM83 84V83H82ZM84 85L85 87L87 86V85ZM90 84H88V86L90 85ZM249 84V83H248ZM247 84V85H248ZM252 84H253V86H252ZM259 84H262V82H260ZM23 85H24V83H23ZM31 85V84H30ZM33 85V84H32ZM38 85V84H37ZM40 85V84H39ZM46 85L47 84H45V87H46ZM50 85V84H49ZM58 85H60V84H58ZM80 85V84H79ZM93 85V84H92ZM91 85V86H92ZM96 85L98 86V84L96 83ZM95 85V86H96ZM6 86V85H5ZM42 86H44V85H42ZM55 86V85H54ZM63 86V85H62ZM87 86V87H88ZM231 86V85H230ZM241 86H242V84H241ZM240 86V87H241ZM3 87V86H2ZM10 87V86H9ZM9 87H6V88H9ZM30 87V86H29ZM38 87V86H37ZM39 87H41V86H39ZM48 87V86H47ZM56 87H58V86H56ZM60 87H61V85H60ZM93 87V86H92ZM228 87V86H227ZM5 88V89H6ZM50 88V87H49ZM59 88V87H58ZM65 88V87H64ZM63 88V89H64ZM71 88V87H70ZM77 88V87H76ZM98 88V87H97ZM229 88H231V87H229ZM2 89H4V88H2ZM42 89V88H41ZM55 89V88H54ZM60 89V88H59ZM62 89V88H61ZM66 89V88H65ZM72 89V88H71ZM74 89V88H73ZM94 89L96 90V88L94 87ZM93 89V90H94ZM99 89V88H98ZM233 89V88H232ZM256 89H255V91L252 89L251 90V92L252 91H254V92H257L256 91ZM53 90V89H52ZM56 90H58V89H56ZM56 90H55V92H56ZM68 90L70 91V89L68 88ZM75 90V89H74ZM81 90V89H80ZM80 90L78 91V92H80ZM264 90V89H263ZM62 91H64V90H62ZM62 91H60V92H62ZM76 91V90H75ZM74 91V92H75ZM85 91V90H84ZM84 91H82L81 90V92L83 93ZM88 91H89V89H88ZM91 91V90H90ZM98 91V90H97ZM227 91H229V89L227 90ZM231 91H233L234 92V89L233 90H231ZM240 91H241V89H240ZM245 90H243V92H244ZM247 91V90H246ZM249 91V90H248ZM54 92V91H53ZM66 92H67V90H66ZM73 92V91H72ZM95 92V91H94ZM93 92V93H94ZM100 92H101V90H100ZM237 92V91H236ZM239 92V91H238ZM261 92H263V91H261ZM57 93V92H56ZM77 93V92H76ZM82 93L80 94V95H82ZM99 92H97V95L96 96H99V94H98ZM227 93V92H226ZM229 93V92H228ZM249 93V92H248ZM259 93V92H258ZM258 93H257V97H255L256 99L257 98H259V95H258ZM264 93V92H263ZM263 93H260L261 95L263 94ZM55 94V93H54ZM62 95L63 96V94L64 93H58V95ZM68 95H70V92L69 93H67ZM66 94V95H67ZM83 94H85V93H83ZM90 94V93H89ZM230 94V93H229ZM241 94V93H240ZM254 94H256V93H253L252 95H254ZM60 95L58 96V97H60ZM76 95H78V93L76 94ZM86 95V94H85ZM93 95H95V94H93ZM102 95V94H101ZM103 95H104V93H103ZM111 95V94H110ZM227 95V94H226ZM260 95V96H261ZM264 95V94H263ZM75 96V95H74ZM74 96H72L73 98H74ZM90 96V95H89ZM109 96V95H108ZM112 96V95H111ZM237 96V95H236ZM239 96V95H238ZM243 96V95H242ZM255 96V95H254ZM254 96H252V101H255L256 102V100H254ZM56 97H57V95H56ZM55 97V98H56ZM57 97V98H58ZM67 97V96H66ZM76 97V96H75ZM81 97V96H80ZM85 97V96H84ZM100 97V96H99ZM113 97H115V96H112L111 98H113ZM245 98H246V96H244ZM56 98V99H57ZM82 98V97H81ZM81 98H80V100H78V101H76V102H79V101H81ZM86 98V97H85ZM85 98H83V99H85ZM110 98V97H109ZM116 98V97H115ZM225 98H227V96L225 97ZM242 98V97H241ZM261 98V97H260ZM63 99V98H62ZM67 99V98H66ZM72 99V98H71ZM71 99H69V100H71ZM89 99V98H88ZM90 99H91V97H90ZM93 99H95L94 97H93ZM92 99V101H95V100H93ZM97 97H96V101H97ZM100 99H101V97H100ZM114 99V98H113ZM228 99V98H227ZM53 100H54V98H53ZM64 100V99H63ZM73 100V99H72ZM77 100V99H76ZM112 100V99H111ZM258 100V99H257ZM51 100L49 99V102H50ZM54 101H56V100H54ZM62 101V100H61ZM61 101H60V103H61ZM74 101V100H73ZM88 101V100H87ZM95 101V102H96ZM99 101V100H98ZM53 102V101H52ZM57 102V101H56ZM67 102H69V101H67ZM65 103V104H69V103ZM72 102V101H71ZM76 102H74V103H76ZM82 102V101H81ZM84 102H85V100H84ZM95 102H94V104L93 105H95ZM104 101L102 100V103H103ZM111 102V101H110ZM112 102L114 103V101L112 100ZM120 102V101H119ZM123 102V101H122ZM246 102V101H245ZM54 103V102H53ZM59 103V102H58ZM57 103V104H58ZM74 103L72 102V104L71 105H74ZM89 103H91V102H89ZM89 103H87V104H89ZM113 103H111L110 105H113ZM248 103V102H247ZM52 104V103H51ZM56 104V103H55ZM56 104V105H57ZM65 104H64V106H65ZM77 104V103H76ZM75 104V105H76ZM83 104V103H82ZM81 104V105H82ZM96 104H97V102H96ZM106 104H108V102H106ZM115 104V103H114ZM136 104V103H135ZM139 104V103H138ZM137 104V105H138ZM54 105V104H53ZM74 105V106H75ZM78 106L80 105V103L79 104H77ZM80 105V106H81ZM103 105V104H102ZM109 105V104H108ZM116 105V104H115ZM118 105H119V103H118ZM121 105L123 106V103H121ZM130 105V106H129ZM140 105H142V103L140 104ZM58 107H60L61 108V106L60 105H57ZM67 106H69L70 107V105H67ZM67 106H65V107H67ZM84 106H85V104H84ZM84 106H83V108H84ZM88 106V105H87ZM89 106H90V104H89ZM107 106V105H106ZM217 106H218V104H217ZM54 107V106H53ZM73 107V106H72ZM95 107H96V105H95ZM98 107V106H97ZM99 107L100 108H98L99 110H97V112H102V113H104L103 112V110L104 109H102L101 108V106L99 105ZM104 107V106H103ZM114 107V106H113ZM116 107V106H115ZM128 107L130 108V110H133L132 112H134L135 111V113H136V115H135V117L137 118H139V121H141L142 120V122H143V120L145 121L146 119H147V115L146 114H144V115H146L147 117H145V116H141L140 114H139V110H141V108H142V106L141 107H138V106H135L134 105V103H133V105H132V103L131 104H128ZM148 107V106H147ZM219 107V106H218ZM48 108V107H47ZM71 108V107H70ZM74 108H79V107H74ZM73 108V109H74ZM92 108H94V107H92ZM108 108H110V107H108ZM107 108V109H108ZM119 108H120V105H119ZM123 108H125V107H123ZM128 108V109H129ZM143 108H146V107H143ZM221 108V107H220ZM220 108H218V109H220ZM56 109V108H55ZM57 109H59V108H57ZM65 109V108H64ZM79 109H81V108H79ZM85 109H88V108H85ZM85 109L83 110V111H85ZM95 109H97V108H94V110ZM100 109H102V111H100ZM111 109H112V107H111ZM110 109V111H108V113H106L105 114V120H106V122L107 123H104L103 121V119L104 118H102V116H99L100 118H99V120L101 121V122H103V123H101L100 121H97L98 123H96V124H98V126H99V124H101L102 126L104 125L105 126V128H106V125L105 124H107V126H108V124H110V126L112 127V125H111V123H112V121L114 122H116L117 121V124L119 123L118 121H121L122 122V118L123 117H125L124 116V112H128L127 110L126 111H124L123 112V114L119 111H117L118 110V108H117V110H116V108H113L112 110ZM122 109V108H121ZM126 109V108H125ZM168 109V108H167ZM49 110V109H48ZM48 110H46V111H48ZM52 110V109H51ZM67 110V109H66ZM74 110H76V109H74ZM78 110V109H77ZM90 110H91V108H90ZM93 110V111H94ZM143 110V109H142ZM145 110V109H144ZM144 110H143V112H144ZM154 110V109H153ZM172 110V109H171ZM175 110V109H174ZM206 110V109H205ZM205 110H204V112H205ZM68 111H70V110H68ZM89 111V110H88ZM96 111V110H95ZM179 111V110H178ZM218 111V110H217ZM220 111V110H219ZM259 111V110H258ZM260 111H262V109L260 110ZM59 112V111H58ZM61 112V111H60ZM72 112H74L73 110H72ZM131 112V113H132ZM145 112H146V110H145ZM152 112V111H151ZM157 112V111H156ZM155 112V113H156ZM160 112V111H159ZM167 112H168V110H167ZM170 112V111H169ZM50 113H52V112H50ZM49 113V114H50ZM63 113V112H62ZM66 112H64V114H65ZM75 113H78V111L76 112L75 111ZM92 113V112H91ZM95 113V112H94ZM150 113V112H149ZM154 113V112H153ZM152 113V114H153ZM165 113V112H164ZM170 113H172V112H170ZM178 113V112H177ZM210 113V112H209ZM256 113V112H255ZM258 113V112H257ZM264 113V112H263ZM54 114V113H53ZM64 114L62 115V114H60V116L62 115L63 117H64ZM68 114H70V116H72L71 114L72 113H67V115ZM96 114V113H95ZM99 114H101V113H99ZM130 114V113H129ZM129 114H128V116H129ZM133 114V113H132ZM142 114V113H141ZM167 114V113H166ZM165 114V115H166ZM173 114V113H172ZM181 114V113H180ZM212 113H210L209 115H211ZM223 114V113H222ZM262 113H260V115H261ZM48 115V114H47ZM55 115V114H54ZM58 115V114H57ZM66 115V116H67ZM78 115V114H77ZM77 115H75V116H77ZM83 115V113L81 114V117H79V115H78V119L77 118H74V116H73V118L74 119H72L73 121H71V118H69V120L68 121H66L65 122V125H66V127L67 126H75L76 127V125H77V127H78V124H79V122H80V124H82L81 122H84V123H88V122H90L91 121V119L90 118H88V119H90V120H88L87 119V116L89 115L87 112L84 114V116H82ZM92 115V114H91ZM120 115H123V116H121V118L119 117ZM126 115V114H125ZM164 115V114H163ZM169 115V114H168ZM213 115V114H212ZM249 115V114H248ZM52 116V115H51ZM94 116H96L95 118H94V120L97 118V116H98V114H96V115H94ZM104 116V115H103ZM128 116H126V117H128ZM159 116H160V114H159ZM171 116V115H170ZM170 116L168 117L167 116V118H170ZM188 116V115H187ZM208 116V115H207ZM244 116V115H243ZM250 116V115H249ZM248 116V117H249ZM259 116V115H258ZM50 117V116H49ZM48 117V118H49ZM57 117H59V116H57ZM68 117V116H67ZM67 117H65V118H67ZM88 117H90V115L88 116ZM131 117V116H130ZM130 117H128V118H130ZM132 117H134L133 115H132ZM134 117V118H135ZM152 117H154V115L153 116H151L150 118L152 119ZM156 117V116H155ZM162 117V116H161ZM160 117V118H161ZM214 117H216V116H214ZM218 118H219V116H217ZM222 117V116H221ZM245 117V116H244ZM247 117V118H248ZM254 117V116H253ZM255 117H256V115H255ZM46 118V117H45ZM127 118V119H128ZM143 118V119H142ZM182 118V117H181ZM190 118V117H189ZM198 118V117H197ZM205 118H207V117H205ZM209 118V117H208ZM211 118V117H210ZM249 118H252V115L249 117ZM59 119H63V118H60L59 117ZM68 119V118H67ZM98 119V118H97ZM124 119H126V118H124ZM131 119V118H130ZM156 119H157V117H156ZM162 119V118H161ZM166 119V118H165ZM164 119V120H165ZM188 119V118H187ZM193 119V118H192ZM202 119V118H201ZM223 118H221L220 120H222ZM245 119V118H244ZM255 121H256V118H253ZM257 119H259V122L258 123H261V125H262V128L264 129V114H263V116L261 117V116H259ZM43 120H45V119H43ZM55 119H52V121L53 122H55L54 121ZM65 120V119H64ZM63 120V121H64ZM74 120H76L75 122H74ZM93 120V121H94ZM158 120H160V119H158ZM170 120V119H169ZM176 120H177V118H176ZM176 120H172L171 122L172 123H174L175 125H177V126H179V124L180 123H178V122H176ZM185 120V119H184ZM183 120V121H184ZM211 120V119H210ZM216 120V119H215ZM219 120V121H220ZM252 120V119H251ZM48 121V120H47ZM59 121V120H58ZM57 121V122H58ZM126 122H128L129 121V119H128V121L127 120H125ZM132 121H133V119H132ZM131 121V122H132ZM138 121V122H139ZM147 121V120H146ZM155 122H156V120H154ZM163 121V120H162ZM178 121H179V119H178ZM198 121V120H197ZM242 121V120H241ZM248 121V120H247ZM253 121V120H252ZM61 122V121H60ZM100 122V123H99ZM111 122V123H110ZM114 122V123H115ZM126 122H122V123H126ZM149 122V121H148ZM150 122H151V120H150ZM149 122V123H150ZM165 122L167 123V121L165 120ZM186 122V121H185ZM189 122H192V121H189ZM207 122V121H206ZM216 122V121H215ZM246 122V121H245ZM41 123H43V122H41ZM59 123V122H58ZM62 123V122H61ZM95 123V122H94ZM122 123H119L120 125L122 124ZM132 123H134V122H132ZM140 123V122H139ZM138 123V124H139ZM146 123V122H145ZM144 123V124H145ZM151 123H153V122H151ZM159 123H161V122H159ZM165 123V124H166ZM169 123V122H168ZM197 123V122H196ZM210 123V122H209ZM212 123V122H211ZM211 123L208 125V124H206V125H208V126H210L211 125ZM257 123V124H258ZM76 124V125H75ZM93 124V123H92ZM92 124H90L91 126H92ZM95 124V125H96ZM137 124V123H136ZM143 124V123H142ZM143 124V125H144ZM163 124V123H162ZM188 124V123H187ZM186 124V125H187ZM194 124V125H193ZM190 123V125L188 124V126L187 127H189V128H187V129H190V131H192V132H190V131H188L187 133H192L191 135L192 136H190V137H193V139H194V141L197 139L198 140V144L200 145V147H202V149L201 148H199L200 149V151H198L202 156H204V159L206 158L212 165H210V166H213L214 167V170H215V172L213 171V173H217L218 174V177L220 176V177H222V180H223V183H225V188L226 189H228V191H230V193H228L227 191V194H230V195H232L234 198H232L233 200L235 199V201H233L232 202V200H231V203H234V202H236V204H235V207H231V206H229L228 208H225L224 207V205L226 204H222V202H221V204H219V202L218 203H216V202H214L213 204H211V205H208V204H206V201H204V200H202L201 199V197L199 196V195H195V194H193V193H191V188L192 187H194L197 183H196V181H198L199 179H200V177H196V176H193V174L191 175V173L188 171V169H190V168H185V169H187V171H185V169L184 168H182V166L180 167V165L179 166H177L176 164L174 165L173 164V161H175V160H173V161H171V163L170 164H173L172 165V167H170L169 169H170V171H168V169L166 170V173H168L169 172V174H170V176H169V178L168 179H172V185H174L175 186V188H176V190H177V192L175 193V194H173L172 193V195H169V196H167V194H165V193H163L160 189L162 188V186H161V188L160 189H157L156 188V186H153L152 185V181L149 179V178H151V176H149V178H144V176L142 177V178H138L137 176H136V174H135V171H134V167H135V165H139V167L141 166V169H142V167L144 168V166H145V163H144V160L142 161V159H136L135 161L132 159V157L129 155V153H126L127 151H120V153H119V158H117L118 159V161H116L117 162V167H118V171L120 172V174H121V176H122V179H123V183L121 184V183H117L118 181H116L115 182V184L116 185H114V187L113 188H115L116 190H118V191H116L117 193V195H116V198L114 197V195H113V197L114 198H105V200L103 199V201L104 202H101L102 204V206H104V208H105V210H104V212H103V210H99V209H95L96 211H92V213H88L89 214V216L91 215V216H93V221H92V225L90 224L91 222H86L84 219V217H86L85 215H84V213H82V215L81 214H79V215H81V216H83L81 219H83V220H79V222H75V221H71V219H69L71 222V224L70 225H66V224H68L69 223V221H68V223L66 222V224L65 223H63V221L65 222V220H62V222H61V220H60V222H59V219H58V217H55L56 215L54 214L53 215V213L52 214H50V215H53V216H50L49 215V213H47V214H45V218H46V216H47V218H50V221H51V219L53 220V224L55 225V228H53L54 227V225L53 226H51V223H50V221H48V223L50 224H48L47 226L45 225V226H37V227H35L32 223H30L29 222V220L28 221H26V222H28L29 224H27V223H25V220H27L28 218H27V215H25V214H23V212H24V210H22V208L23 207H20V206H18V205H16L17 204V202H15V204L13 205L11 202V200H15L14 198L13 199H11L10 201H8V203H7V199L9 198L8 197V193L6 194V196L8 197L7 199H6V201H5V199L3 200V199H0V210L2 211L3 209H4V207L3 206H8V205H10V208H9V206H8V210H10L11 208H12V216H11V218H8V219H12V217H13V219L11 220V222L13 221V224L11 223V225H15V226H13L14 228V230H15V232L12 234L13 236H11L9 233H11V232H13V231H7L6 230V232L8 233V236H7V234L6 235H1L2 233H4L5 231L4 230H1V234H0V239L1 238H3L4 237V242H3V239L0 241V244H3V246H6L7 248H8V246H7V243L5 242L6 241V238L8 239V237L9 236H11L10 238H11V242H12V240H13V242H14V244L13 243H10L11 245H14V247L12 246L11 248H13L14 249V251L15 252H20L19 254H21V252L23 253H30L31 252V250L33 249L32 247H33V244L34 243H37V244H39V245H41V246H43V245H45L46 246V249L43 247V249H45V250H43L42 248H41V250H43L44 252H46V251H48V253L45 255V253H43L45 256L43 257L44 258V261L42 262V264H60V263H58L56 260H58L59 258H62L63 256H64V260L63 259H59V261L60 262H62L61 264H264V159H261L260 158V156H259V153L258 152H256V151H239V150H237V148H236V146H232L233 148L232 149H229L230 148V146H229V150L230 151H224L225 149H223L224 147H223V144L225 145L226 143H223L225 140H224V136H225V134L223 135V133L225 132H223V133H221L222 131V127H224V126H222L223 124L221 123V121H220V123H217V125L216 126H212V128H209L208 126H206L207 128H205L204 126V124H203V121H202V123H200V124H198V125H196L195 123ZM201 124H203V125H201ZM256 124V125H257ZM40 125V124H39ZM43 125V124H42ZM52 125V124H51ZM60 125H62V124H60ZM64 125V126H65ZM88 125H89V123H88ZM94 125V126H95ZM100 125V126H101ZM122 125H124V124H122ZM140 125H141V123H140ZM150 125H152V124H150ZM157 125V123L154 125V126H156ZM159 125H161V124H158V126ZM186 125H185V127H184V129L186 128ZM199 125H201V126H199ZM213 125V124H212ZM255 125V127H256V129H257V126ZM259 125V127L261 126L260 124H258ZM44 126V125H43ZM53 126V125H52ZM64 126L62 127V128H64ZM85 126V125H84ZM86 126H87V124H86ZM103 126V127H104ZM116 126V125H115ZM119 126V125H118ZM146 126V125H145ZM144 126V127H145ZM164 126V125H163ZM169 126V125H168ZM176 126V127H177ZM182 126V125H181ZM181 126H179V127H181ZM235 127H236V125H234ZM38 127V126H37ZM74 127V128H75ZM76 127V128H77ZM81 127V126H80ZM83 127V126H82ZM81 127V128H82ZM93 127V126H92ZM113 127H114V125H113ZM141 127V126H140ZM143 127V128H144ZM147 127H148V124H147ZM165 127V126H164ZM170 127H174V126H170ZM170 127H168L167 129H169ZM175 127V128H176ZM211 127V126H210ZM233 127V126H232ZM43 128V127H42ZM50 128H52V127H50ZM70 128V127H69ZM68 128V129H69ZM79 128V127H78ZM86 128V127H85ZM88 128V127H87ZM98 128V127H97ZM102 128V127H101ZM183 128V127H182ZM182 128H181V130H182ZM45 129V128H44ZM47 129H48V127H47ZM60 129V128H59ZM66 129V128H65ZM66 130V131H69V130ZM98 129H100V128H98ZM95 130V132L97 131V132H99V130ZM109 129H113V128H110L109 127ZM139 129V128H138ZM141 129V128H140ZM177 129V128H176ZM186 129V130H187ZM233 129V128H232ZM237 129V128H236ZM43 130V129H42ZM46 130V129H45ZM56 130V129H55ZM55 130L53 129V131L55 132ZM58 130V129H57ZM70 130H71V128H70ZM75 130V129H74ZM78 129H76L75 131H77ZM81 130V129H80ZM89 130V129H88ZM102 130H104V129H102ZM107 130H108V127H107ZM172 130H174V129H172ZM226 130H229V129H226ZM36 131V130H35ZM50 131H52V129L50 130ZM101 131V130H100ZM174 131H176V130H174ZM39 132H40V130H39ZM49 132V131H48ZM53 132V133H54ZM63 132V131H62ZM177 132H179V130L177 131ZM46 133V132H45ZM44 133V134H45ZM182 133V132H181ZM184 133V132H183ZM39 134V133H38ZM49 134V133H48ZM64 134V132L62 133V135ZM67 134V133H66ZM179 134H180V132H179ZM184 134H186V133H184ZM40 135V134H39ZM38 135V136H39ZM43 135V134H42ZM51 134H49V136H50ZM55 135V134H54ZM62 135H61V137H62ZM44 136V135H43ZM56 136V135H55ZM58 136H60V135H58ZM185 136H187V134L185 135ZM36 137V136H35ZM41 137V136H40ZM46 137V136H45ZM52 137V136H51ZM65 137V136H64ZM33 138V137H32ZM31 138V139H32ZM188 138H189V136H188ZM37 139V138H36ZM43 139V138H42ZM46 140H47V138H45ZM50 138H48V140H49ZM55 139V138H54ZM58 139V138H57ZM56 139V140H57ZM192 139V138H191ZM190 139V141L191 142H194L193 140H191ZM30 140V139H29ZM51 140H52V138H51ZM55 140V141H56ZM59 140V139H58ZM58 140H57V142H58ZM63 140V139H62ZM187 140V139H186ZM189 140V139H188ZM197 140H196V142H197ZM34 141V140H33ZM36 141V140H35ZM43 141H45V140H43ZM55 141L54 142H52V143H54L55 144ZM30 142V141H29ZM29 142H28V144H29ZM38 142V141H37ZM62 141L60 140V142H59V144L61 143ZM44 143V142H43ZM51 143V144H52ZM38 144V143H37ZM41 144V143H40ZM47 144V143H46ZM63 144V143H62ZM119 144L120 145H122V143L121 142H119ZM190 144V143H189ZM194 144V143H193ZM196 144V143H195ZM22 145V144H21ZM33 145H34V142H33ZM36 145V144H35ZM48 145H50V143L48 144ZM47 145V146H48ZM56 145H58V144H56ZM64 145H66V144H63L62 146H64ZM76 145H78V147H79V143H76ZM192 145V144H191ZM42 145H40V147H41ZM51 146V145H50ZM52 146H53V144H52ZM51 146V147H52ZM61 146V145H60ZM194 146H197V145H193V147ZM227 146V145H226ZM225 146V147H226ZM22 147H23V145H22ZM36 147V146H35ZM38 147V146H37ZM42 147H44V145L42 146ZM46 147V146H45ZM51 147H49V148H51ZM55 147V146H54ZM39 148V147H38ZM48 148V149H49ZM198 148V147H197ZM43 149V148H42ZM46 149V148H45ZM55 149H56V151H55ZM55 149H54V152H53V154L51 155V157H49V156H47L46 157V160L48 159V162H49V164H48V162L47 161H45V162H47L46 164H48V165H46V167H48V168H50V173H49V175L47 174V172H45L47 175H48V177H49V183H47L46 182V180L44 181L46 184H44V185H46L47 187V189H48V191H45V190H47V189H43L41 186L40 187H38L39 189L41 188V189H43L44 191H42L43 192V195H48V194H50L51 195V191L49 192V189L50 190H55V194L57 195V192L58 193H64V194H60V195H58V196H60L61 198L59 199V197L57 196V199H58V201L57 202H60L61 203V207L64 209V212H66L67 214L69 213V214H71L72 212H73V210L74 209H72V208H74V207H72L71 208V206H73L72 205V203H74V202H76V198H75V196H74V200H73V202H72V200H71V194L72 193H74V190L76 189L77 191H78V186H80V183H79V185H76V183H75V179H74V176H72L73 177V179H74V181H73V179L72 180H70V178H69V175L68 176H63V175H61V173H63V171L65 172L66 170H63V169H67L69 166H70V164L72 165V166H74L73 165V162L76 160H74L73 161V159H69L70 158V154H69V151H67L66 149V151H60V150H58L57 151V148L55 147ZM60 149V148H59ZM63 149V148H62ZM38 150V149H37ZM47 150V149H46ZM46 150H45V152H46ZM50 150V149H49ZM201 150H203V151H201ZM232 150V151H231ZM42 151V150H41ZM8 152H10V153H12L11 151H8ZM16 153H18V151H15ZM21 152V151H20ZM34 153V151H31V153ZM44 152V151H43ZM71 152V151H70ZM75 152V151H74ZM73 152V153H74ZM80 152V156H81V154H82V151H79ZM84 152V151H83ZM113 153L115 152V151H112ZM119 152V151H118ZM165 152H167V151H165ZM170 152V151H169ZM194 152V151H193ZM197 152V153H198ZM0 153H2V152H0ZM4 153V152H3ZM3 153L1 154L2 156H5V155H3ZM21 153H24V152H21ZM29 153H30V151H29ZM28 153V154H29ZM32 153V154H33ZM36 153V152H35ZM40 153V152H39ZM47 153V152H46ZM84 153H86V151L84 152ZM155 153H157V152H155ZM154 153V154H155ZM164 153V152H163ZM171 153H172V156L175 154H173V152L171 151ZM6 154V153H5ZM19 154V153H18ZM27 154V155H28ZM37 154V153H36ZM35 154V155H36ZM41 154H43V153H41ZM45 154V153H44ZM48 154V153H47ZM51 154V153H50ZM49 154V155H50ZM69 154V156H67ZM72 154V153H71ZM153 154V153H152ZM158 154V153H157ZM165 154V153H164ZM167 154V153H166ZM196 154V153H195ZM17 155V154H16ZM38 155V154H37ZM73 155H75V154H73ZM77 155V154H76ZM170 155V154H169ZM169 155H168V157H169ZM197 155V154H196ZM10 156H11V154H10ZM13 156V155H12ZM22 156V155H21ZM30 156V155H29ZM40 156H42V155H40ZM39 156V157H40ZM46 156V155H45ZM85 154H84V156H83V154H82V156H81V158L80 157H78L77 158V160H79L80 159V161L78 162V164H75V166L74 167H76V165H80L79 167L82 169V172H83V169H87L88 167H90L89 165H90V163H89V158L88 157H86L85 158ZM90 156V155H89ZM163 156V155H162ZM202 156H201V158H202ZM6 157V156H5ZM4 157V158H5ZM15 157V156H14ZM14 157H12L11 158V160L14 158ZM18 157V156H17ZM35 157V156H34ZM34 157H32V159L34 158ZM37 157V156H36ZM42 157H44V156H42ZM72 157V156H71ZM93 157V156H92ZM118 157V156H117ZM165 157V156H164ZM1 158V157H0ZM7 158H10V157H7ZM16 158V157H15ZM19 158V157H18ZM18 158H17V160H18ZM25 158V157H24ZM75 158H76V156H75ZM90 158H91V156H90ZM94 158V157H93ZM158 158V157H157ZM172 158H174V156L172 157ZM21 159V158H20ZM40 159V158H39ZM45 159V158H44ZM164 159V158H163ZM165 159H167V157L165 158ZM164 159V160H165ZM171 159V158H170ZM9 159H5L4 161H8ZM14 160V159H13ZM29 160H31V159H29ZM34 160V159H33ZM38 160V159H37ZM69 160H70V162L71 163H69ZM102 160V159H101ZM163 160V161H164ZM169 160V159H168ZM207 160H206V163H208L207 162ZM10 161V160H9ZM15 161V160H14ZM39 161V160H38ZM40 161H41V159H40ZM155 162H156V159L154 160ZM167 161V160H166ZM205 161V160H204ZM1 162H2V164H4L3 163V159L1 160ZM10 162H12V161H10ZM19 162H21V161H19ZM24 162H26V161H24ZM24 162H22L23 164H24ZM29 162V161H28ZM27 162V163H28ZM34 162H37L36 160L34 161ZM44 162V163H45ZM76 162V161H75ZM169 162V161H168ZM14 163V162H13ZM39 162H37V164H38ZM42 163V162H41ZM80 163V164H79ZM97 163V162H96ZM157 163V162H156ZM1 163H0V165H2ZM8 164V163H7ZM17 164V163H16ZM16 164H14L13 166H15ZM31 164L33 165V163H32V161H31ZM31 164H28L27 166H30ZM43 164V163H42ZM93 164V163H92ZM103 164V163H102ZM150 164V163H149ZM148 164V165H149ZM18 165V164H17ZM16 165V166H17ZM35 165V164H34ZM39 165V164H38ZM38 165H37V168H38ZM167 164H165V166H166ZM6 166V165H5ZM8 166V165H7ZM12 166V165H11ZM21 165H19V167H20ZM26 166V165H25ZM25 166H23V168L25 167ZM36 166V165H35ZM94 166V165H93ZM168 166H171V165H168ZM3 167V166H2ZM19 167L17 168V169H19ZM32 167V166H31ZM40 167V166H39ZM44 167V166H43ZM46 167H45V171H46ZM79 167H77V168H79ZM110 167V166H109ZM156 167V166H155ZM208 167H209V165H208ZM13 168H15V167H13ZM29 168V167H28ZM36 168V167H35ZM47 168V169H48ZM73 168V167H72ZM71 168V169H72ZM94 168V167H93ZM101 168V167H100ZM1 169V168H0ZM6 169V168H5ZM21 169V168H20ZM26 169V168H25ZM70 169V168H69ZM71 169L70 170H68V171H70L71 172ZM76 170V168H73V170ZM95 169V168H94ZM105 169V168H104ZM117 169V168H116ZM4 170V169H3ZM12 170V169H11ZM10 170V171H11ZM15 170H16V168H15ZM28 170V169H27ZM43 170V171H44ZM63 170V171H62ZM78 170V169H77ZM90 170V169H89ZM92 170V169H91ZM90 170V171H91ZM101 170V169H100ZM114 170V169H113ZM146 169H144V171H145ZM191 170V169H190ZM194 170V169H193ZM5 171H8V168L5 170ZM5 171H3L4 173H5ZM21 172L23 171L24 172V169L22 170H20ZM35 171H36V169H35ZM48 171V170H47ZM80 171V170H79ZM140 171V170H139ZM168 171V172H167ZM209 171V170H208ZM207 171V172H208ZM3 172H1L3 175H4V173ZM39 173H41L40 171H38ZM58 172L60 173V177H62V178H60V180H56V181H54V179L53 178H57L56 177V175H55V173L56 174H58ZM78 172V171H77ZM84 172H86L85 170H84ZM149 172V171H148ZM147 172V173H148ZM192 172V171H191ZM202 172V171H201ZM211 172V171H210ZM16 173V172H15ZM14 173V174H15ZM25 173V172H24ZM23 173V175H25ZM29 174L30 173H33V171L31 172H28ZM67 173V172H66ZM71 173H75V171H72ZM98 173H99V171H98ZM105 173H107V172H105ZM156 174V171L155 172H153L152 174ZM165 173V174H166ZM204 173V172H203ZM12 174V173H11ZM21 174V173H20ZM27 174V173H26ZM34 174V173H33ZM65 174V173H64ZM87 174V173H86ZM100 174V173H99ZM119 174V173H118ZM149 174V173H148ZM154 174V175H155ZM198 174V173H197ZM7 175V174H6ZM13 175V174H12ZM32 175V174H31ZM37 175V174H36ZM40 175V174H39ZM42 175V174H41ZM53 175H54V177H53ZM59 175V174H58ZM72 175V174H71ZM80 175V174H79ZM97 175V174H96ZM138 175V174H137ZM140 175H142V174H140ZM140 175H138V176H140ZM144 175V174H143ZM156 175H158V174H156ZM195 175V174H194ZM200 175V174H199ZM198 175V176H199ZM204 175V174H203ZM209 175V177H210V174H208ZM8 176V175H7ZM27 176H29V175H27ZM33 176V175H32ZM43 176H45V175H43ZM77 176V175H76ZM75 176V177H76ZM99 176V175H98ZM5 178H6V176H4ZM4 177H2V178H4ZM67 177V178H66ZM79 177V176H78ZM84 177V176H83ZM82 177V175H81V179L83 178ZM88 177V176H87ZM86 176H85V178H87ZM102 177H104V175L102 176ZM154 177V176H153ZM152 177V178H153ZM160 177V176H159ZM208 177V176H207ZM212 177H214V174H213V176ZM1 178V177H0ZM4 178V179H5ZM10 178L12 179V176H10ZM9 177H8V179H10ZM25 178H28V177H25ZM32 178V177H31ZM34 178V177H33ZM33 178H32V181L33 182H35V181H37L35 178H34V180H33ZM38 178H40V177H38ZM46 178H47V176H46ZM90 178V177H89ZM88 178V179H89ZM156 178V177H155ZM161 178V177H160ZM196 178H199V179H196ZM204 178H205V176H204ZM10 179V180H11ZM41 179V178H40ZM43 179V178H42ZM80 179V180H81ZM102 179V178H101ZM106 179V178H105ZM105 179H103V181L105 180ZM120 179V178H119ZM7 180V179H6ZM10 180H7V181H10ZM39 180V179H38ZM44 180V179H43ZM79 180V179H78ZM79 180V181H80ZM93 180V179H92ZM95 180V179H94ZM111 180V179H110ZM200 180H202V179H200ZM204 180V179H203ZM221 180V181H222ZM0 181H2V180H0ZM26 180H24V182H25ZM30 181H31V179H30ZM83 181V180H82ZM154 181V180H153ZM156 181V180H155ZM158 181V180H157ZM156 181V182H157ZM165 181V180H164ZM170 181V180H169ZM220 181V182H221ZM3 182H5L4 180H3ZM13 182V181H12ZM39 182V181H38ZM38 182H36V183H38ZM76 182H78V181H76ZM81 182V181H80ZM89 182H90V180H89ZM95 182H97V178H96V181ZM99 182H101V181H99ZM105 182V181H104ZM108 182V181H107ZM114 182V181H113ZM112 182V183H113ZM166 182V181H165ZM0 183H2V182H0ZM11 183V182H10ZM30 183V182H29ZM29 183H28V186H30L31 187V185H29ZM35 183V184H36ZM40 183V182H39ZM85 183H87V182H85ZM84 183V184H85ZM98 183V182H97ZM97 183H95V185L97 184ZM155 183V182H154ZM160 183V182H159ZM167 183H170V182H167ZM166 183V184H167ZM204 183V182H203ZM25 184H27V183H25ZM32 184V183H31ZM114 184V183H113ZM157 185H158V183H156ZM162 184V183H161ZM165 184V185H166ZM202 184V183H201ZM200 184V185H201ZM2 185V184H1ZM13 185V184H12ZM32 185H34V184H32ZM40 185H42V183L40 184ZM83 185V184H82ZM87 185V184H86ZM92 185V184H91ZM90 185V186H91ZM168 185V184H167ZM199 185V186H200ZM4 186V185H3ZM8 186V185H7ZM10 186V185H9ZM97 186H100V185H97ZM106 186V185H105ZM158 186H160V185H158ZM157 186V187H158ZM170 186V185H169ZM5 187H6V184H5ZM29 187V188H30ZM34 187V186H33ZM32 187V190L34 189ZM37 187L35 186V189L34 190H39V189H37ZM49 187V188H48ZM87 187V186H86ZM86 187H84V188H86ZM111 187V186H110ZM165 187V186H164ZM163 187V188H164ZM167 187V186H166ZM165 187V188H166ZM196 187H197V185H196ZM1 188V187H0ZM3 188V187H2ZM7 189H8V187H6ZM10 189L12 188L13 189V187H9ZM80 188H82V187H80ZM79 188V189H80ZM83 188V189H84ZM99 188V187H98ZM106 188H107V186H106ZM159 188V187H158ZM167 188H169V187H167ZM174 188V187H173ZM198 188V187H197ZM201 188V187H200ZM222 188V187H221ZM9 189V190H10ZM17 189V188H16ZM96 189H97V187H96ZM100 189V188H99ZM109 189V188H108ZM193 189V188H192ZM194 189H196V188H194ZM18 190V189H17ZM75 190V192H76V194L77 193H79L80 192V190L77 192ZM87 190H89L88 189V187H87ZM91 191H92V189H90ZM89 190V191H90ZM175 190V189H174ZM201 190V189H200ZM223 190V189H222ZM7 191V190H6ZM13 191L15 192V190L13 189ZM30 191V190H29ZM40 191V190H39ZM112 191V190H111ZM111 191H109V192H111ZM165 191V190H164ZM170 191H171V189H170ZM195 191V190H194ZM5 192V191H4ZM8 192V191H7ZM53 192V191H52ZM85 192H87V191H85ZM96 192V191H95ZM99 192H100V190H99ZM107 192V191H106ZM113 192V191H112ZM168 192V191H167ZM2 193V192H1ZM17 193V192H16ZM35 193V192H34ZM40 194H41V192H39ZM108 193V192H107ZM106 193V194H107ZM131 193H133L132 195H131ZM169 193H171V192H169ZM11 194H12V190H11ZM23 194H25V193H23ZM28 194V193H27ZM31 194V193H30ZM33 194V193H32ZM36 194H38V193H36ZM75 194V193H74ZM85 194V193H84ZM88 195H89V193H87ZM92 194H93V192H92ZM191 194H193L192 196H191ZM202 194H204V193H202ZM4 195V194H3ZM20 195V194H19ZM18 195V196H19ZM29 195V194H28ZM27 195V196H28ZM39 195V194H38ZM42 195V194H41ZM50 195H48V196H50ZM56 195L54 196V194L52 195L53 197L52 198H54L55 197V199H56ZM65 196V198L63 199L62 198V196ZM77 195H79V194H77ZM94 195V194H93ZM92 195V196H93ZM99 195V194H98ZM11 196V195H10ZM17 196V195H16ZM17 196V197H18ZM26 196V195H25ZM33 196V195H32ZM37 196V195H36ZM48 196H46V197H48ZM63 196V197H64ZM73 196V195H72ZM84 196V195H83ZM99 196H102V195H99ZM191 196V197H190ZM206 196V195H205ZM229 196V195H228ZM231 196V197H232ZM0 197H1V195H0ZM15 197V196H14ZM21 197V196H20ZM24 197V196H23ZM43 196H41V198H42ZM90 197V196H89ZM125 197V198H124ZM128 197V199H129V202H128V199H127V201L125 200L126 198ZM203 197V196H202ZM207 197V196H206ZM230 197V196H229ZM228 197V198H229ZM1 198H3V197H1ZM6 198V197H5ZM19 198V197H18ZM32 198H35L34 196L32 197ZM78 198V197H77ZM79 198H82L83 199V197H82V195H81V197H79ZM78 198V199H79ZM85 199L87 198V197H84ZM17 199V198H16ZM38 199H40L39 197H38ZM49 199H50V197H49ZM56 199V200H57ZM91 199V198H90ZM94 199H96V198H93V200ZM98 199V198H97ZM189 199L191 200V203H190V205L189 206H191L192 207V211H193V215H192V213H191V215H189L186 211H185V213H182V212H184V209H186V207H184V208H182L183 206H184V204H186V203H184V202H187V201H189ZM25 200H26V198H25ZM25 200H23V201H25ZM28 200H30V199H28ZM35 200V199H34ZM36 200H37V198H36ZM45 200H46V198H45ZM50 200H53V199H50ZM71 200V201H70ZM88 200V199H87ZM86 200V201H87ZM211 200V199H210ZM214 200V199H213ZM224 200H226V198L224 199ZM20 202H21V200H19ZM22 201V202H23ZM40 201H41V199H40ZM39 201V202H40ZM43 201V200H42ZM54 201V200H53ZM84 201V200H83ZM83 201H82V203H83ZM221 201V200H220ZM222 201H223V198H222ZM229 201V200H228ZM14 202V201H13ZM27 202V201H26ZM32 202V201H31ZM34 202V201H33ZM32 202V203H33ZM36 202V201H35ZM34 202V203H35ZM46 202V201H45ZM45 202H44V204H45ZM80 202V201H79ZM88 202V201H87ZM94 202V201H93ZM93 202H91V203H93ZM210 202V201H209ZM225 202H227V200L225 201ZM33 203V204H34ZM41 204H42V202H40ZM52 203V202H51ZM54 203V202H53ZM56 203V202H55ZM59 203V204H60ZM90 203V202H89ZM182 203H184V204H182ZM27 204V203H26ZM46 204H48V203H46ZM77 204L79 205V203H78V201H77ZM77 204H75L74 203V205H75V210H74V212L77 210V208L76 207H78L77 206ZM88 204V203H87ZM128 205V208H126L125 207V205ZM229 204H230V202H229ZM22 205V204H21ZM38 205V204H37ZM58 205V204H57ZM90 205H92V204H89V206ZM93 205H95V204H93ZM99 206H100V204H98ZM183 205V206H182ZM228 205V204H227ZM226 205V206H227ZM28 206V205H27ZM36 206V205H35ZM40 206V205H39ZM41 206H43V205H41ZM45 206V205H44ZM54 206V204L52 205V207ZM99 206H98V208H99ZM2 207V208H1ZM46 207V206H45ZM48 208L50 207V206H47ZM51 207V208H52ZM86 207H88V206H86ZM92 207H94V206H92ZM97 207V206H96ZM181 207V208H180ZM6 208V207H5ZM24 208H25V205H24ZM29 208H30V206H29ZM34 208V207H33ZM48 208H46V209H48ZM54 208H55V206H54ZM83 208V207H82ZM82 208H81V210H82ZM231 208V209H230ZM40 209H44L43 207H41ZM58 209V208H57ZM71 209H72V212H71ZM85 209V208H84ZM87 209V208H86ZM91 207H90V211H91ZM101 209V208H100ZM102 209H103V207H102ZM180 209H181V214H183V215H180V216H182L183 217V221H189V223L186 221L185 223L184 222H182L181 220L179 221L173 214H177V212H179L180 211ZM189 209V208H188ZM191 209V208H190ZM7 210V211H8ZM30 210H32V208L30 209ZM34 210V209H33ZM39 210V209H38ZM38 210H37V212H38ZM49 210H50V208H49ZM49 210H48V212H49ZM59 210H61V209H59ZM87 210H89V207H88V209ZM92 210H94V209H92ZM0 211V212H1ZM40 211V210H39ZM53 211V210H52ZM85 211V210H84ZM191 211V212H192ZM27 212V211H26ZM25 212V213H26ZM32 212V211H31ZM37 212H36V214H37ZM54 212V211H53ZM63 212V213H64ZM172 214H171V213ZM55 213H56V211H55ZM57 213H59L58 212V210H57ZM61 213V212H60ZM3 214V213H2ZM5 214H7V213H5ZM9 215H11V213L9 212L8 213ZM27 214V213H26ZM39 214V213H38ZM65 214V213H64ZM88 214H86V215H88ZM9 215H6L7 217L9 216ZM33 215H35L34 213H33ZM62 215V214H61ZM60 215V216H61ZM66 215V214H65ZM64 215V216H65ZM74 215V214H73ZM78 215V216H79ZM26 216V217H25ZM29 216V215H28ZM38 216V215H37ZM41 216H42V214H41ZM44 216V215H43ZM42 216V217H43ZM178 216V215H177ZM5 217V216H4ZM10 217V216H9ZM32 216H30V218H31ZM65 217H67V215L65 216ZM64 217V218H65ZM68 217H69V215H68ZM75 217V216H74ZM77 217V216H76ZM80 217V216H79ZM88 217V216H87ZM86 217V218H87ZM179 217V216H178ZM25 218H27V219H25ZM29 218V219H30ZM37 218V217H36ZM57 218V219H56ZM78 218V217H77ZM92 218V217H91ZM6 219V218H5ZM32 219H34V218H32ZM40 219V218H39ZM56 219V220H55ZM67 219V218H66ZM76 219V218H75ZM181 219V218H180ZM3 220V219H2ZM37 220V219H36ZM35 220V221H36ZM68 220V219H67ZM73 220V219H72ZM40 221V224L42 223L41 222V219L39 220ZM38 221V222H39ZM43 221V220H42ZM54 221H58L56 224H57V226H58V228H56L57 226H56V224H55V222ZM88 221V220H87ZM8 222V221H7ZM34 222V221H33ZM43 222H45V221H43ZM181 222V223H180ZM2 223V222H1ZM35 223V222H34ZM45 223H47V222H45ZM184 223V224H183ZM4 224V223H3ZM7 224V223H6ZM31 224V225H30ZM37 223H35V225H36ZM65 224V225H64ZM191 225V232L192 233H190L189 232V234H187V233H185L184 232V227L186 226V225ZM9 225V224H8ZM10 225V226H11ZM24 225H25V227L26 228H24ZM39 225V224H38ZM41 225H43V223L41 224ZM182 225H184L183 227H182ZM206 225V226H205ZM34 226V227H33ZM51 226V227H50ZM206 228H205V227ZM1 227V226H0ZM5 227H7V226H4L3 225V228H5ZM182 227V228H181ZM187 227H189V226H187ZM186 227V228H187ZM11 228H12V226H11ZM75 228V229H74ZM189 228V229H190ZM6 229V228H5ZM187 231H188V229H187ZM5 232V233H6ZM7 236V237H6ZM9 238V239H10ZM7 242H8V240H7ZM9 242H10V240H9ZM5 243H6V245H5ZM10 244H8V245H10ZM37 244H36V248L38 247L37 246ZM5 247V248H6ZM6 248V249H7ZM9 248H10V246H9ZM8 248V250L7 251H9L10 249ZM1 250V254L0 255H6L7 253H11V252H7L6 253V251H5V249L4 248H2V246H1V248H0ZM40 248H38V250H39ZM10 251H12V250H10ZM30 251V252H29ZM36 252V250L34 249L32 252ZM42 251V252H43ZM2 252H5V253H2ZM14 252V253H15ZM32 252H31V254H32ZM38 252V251H37ZM53 252H57V253H60V255L59 256H61V255H63L62 257H59L58 259H56L55 260V257H56V255L57 254H55L54 256H53ZM23 253V254H24ZM36 254V255H35ZM34 255L35 256H37V253H35ZM42 254V253H41ZM40 254V255H41ZM39 255V256H40ZM11 256V255H10ZM17 256V255H16ZM19 256V255H18ZM31 255H29V256H26V257H30ZM4 257V256H3ZM6 257V256H5ZM12 257V256H11ZM22 257H24V256H22ZM22 257H20V258H22ZM32 257V256H31ZM0 258H2V256H0ZM9 259H10V257H8ZM7 258V259H8ZM19 258V257H18ZM17 258V259H18ZM33 258V257H32ZM31 258V259H32ZM35 258V257H34ZM33 258V259H34ZM36 258H38V256L36 257ZM30 258H29V260H31ZM14 260V259H13ZM22 260H25V259H22ZM29 260H27L28 262H29ZM37 260V259H36ZM36 260L34 259V261H35V263L34 264H36ZM1 261V260H0ZM3 261V260H2ZM4 261H5V259H4ZM3 261V262H4ZM9 261V260H8ZM10 262L12 263V261L10 260ZM15 262H16V259H15ZM18 262V261H17ZM25 262V261H24ZM33 262V260L31 261V263ZM38 262H40V261H38ZM37 262V263H38ZM14 263V262H13ZM26 264H27V262H25ZM30 263V262H29ZM28 263V264H29ZM19 264V263H18Z\"/></svg>",
	"mask_w": 264,
	"mask_h": 264
}]
</instances>
